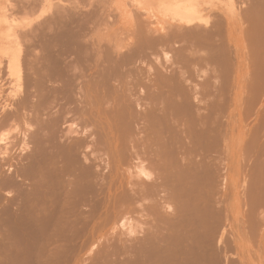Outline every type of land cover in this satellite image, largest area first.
Returning <instances> with one entry per match:
<instances>
[{"label":"bare ground","instance_id":"6f19581e","mask_svg":"<svg viewBox=\"0 0 264 264\" xmlns=\"http://www.w3.org/2000/svg\"><path fill=\"white\" fill-rule=\"evenodd\" d=\"M46 1V0H45ZM136 1V0H135ZM134 0H133V2H135ZM151 1H153V0H151ZM150 1V3H152ZM210 1V0H209ZM221 0H219V2H220ZM223 1V3H224V0H222ZM237 1V0H236ZM236 1H235V3H236ZM245 2V0H242V4ZM250 1V0H249ZM248 0H247V3L246 4H248V2H249ZM256 1V0H255ZM254 0L252 1H250L252 4H248V5H250L251 7H252V5H253V3L255 2ZM44 2V1H43ZM39 3L38 5L39 6H41L42 8H43V4L44 3ZM116 2V1H115ZM136 2H138V0L136 1ZM139 2H140V0H139ZM138 2V3H139ZM144 2V1H143ZM202 2H205V1H202ZM212 2V1H211ZM210 2V3H211ZM217 2L218 1H215V2H213V3H216L217 4ZM218 2V3H219ZM240 2V1H239ZM258 2H260V1H256L255 2V6L253 5V10H252V8L250 7V9H249V7H247L245 4H244V6H243V8H245V6L247 7V9L245 10V9H243V11H241L242 12V14H243V12L244 13H246V11L248 12V10H250L249 12H254V13H251V15L250 14H248V15H250L249 17H248V15H242V17L244 18V19H246V17H248V20H246V21H248L249 22V19L251 18V16H252V14H253V16L254 15H256L257 16V12H258V16L260 15L259 13H261V12H263V11H261L260 12V8H258V7H261V10H264L263 9V7H264V4L262 5V6H258V5H261L263 2H262V0H261V2L262 3H258ZM16 3V2H15ZM19 3V2H18ZM27 2H25V4H26ZM32 3V2H31ZM31 3L29 2V5L31 6ZM46 3V2H45ZM49 3V2H48ZM52 3V2H51ZM137 3V4H138ZM141 3V2H140ZM196 3V4H195ZM194 4L195 5H193V3L191 2V0H162V2L161 3H158L159 5H160V9H161V11L163 12V16H168V18L169 17H171L170 18V20L172 21V22H175V23H177V25L175 26L174 25V23H173V25H174V27L177 29V31L178 30H180L181 28H185L186 29V37L188 36L189 38H186L185 37V35H184V30L183 29H181L180 31L183 33V35H182V33H180V31H178V33L180 34V35H178L177 36V32L175 33L174 31H173V26H172V24H171V26L170 25H168V24H166L167 25V29H169V31L170 30H172L173 31V33H172V31H168L167 29H166V27H164L163 25H162V23H161V21L158 19V18H156V16L154 15V14H152V13H149L148 15H149V17L152 19L151 21H150V23L148 24H145L146 22H143V24H145L146 26H144L143 24H142V22H141V25L139 26V30H138V24H136L135 23V20H133V23H135L136 24V30H137V32H135L134 34H132V33H130V32H134L135 30H133V28L135 29V24H130V23H128V19H130L131 17H129L128 19H127V17L125 18V20H127L126 22L128 23V24H130V26H129V28L130 29H126V28H124V29H126L127 31L128 30H131L130 32H129V34H132V35H129V36H133V38L135 37V35L137 34V40H136V38H134L135 39V41H137L136 43H135V45H134V40L133 39H131V38H129V39H131V40H133V41H131V42H129V39L127 40L128 42V44L126 43V44H124L123 43V45H125V46H127V45H130V47H132L131 46V43L133 42V46H135V49L133 48H128L129 49V51L132 49L133 50V52H134V50H135V52L136 51H138V50H140L144 45L146 46V49H148V48H152V46H153V44H154V47H157L156 49H159L160 47H158L159 45H161V43H162V45H163V42H165L167 45H168V43H167V41L169 42V44H170V40H171V38H173V39H178L180 36H181V38H179V41H182L184 38L183 37H185V40L187 39V40H189L190 41V43L189 44H187L188 42L186 41V44H184L183 42H181V44L180 45H182V43L184 44V45H186V46H189L188 48H190V46H191V51L188 49V48H186L185 47V49L187 50L188 49V53L185 51V49L183 48L182 49V51L184 50V52L185 53H187V54H189L188 56L190 57V58H187V56H186V61H188L187 63L185 62V64H187L186 65V69H189L188 70V72H187V74L186 73H184L185 71H187V70H185V71H183L182 70V72H183V74L181 73V75H180V73H179V76H180V78H181V80H185V81H187V79L189 78L191 81L193 80H197V81H195V83H197L195 86L193 85V91L196 89V88H198L199 87V89H196L195 91H194V93H193V95L195 96V98H194V96H192L191 95V99H192V97L194 98V99H196V101L194 100L193 101V99H192V101H191V103H189L190 105H191V107L190 106H188V109H187V111L188 112H179V116H178V119H173V117L175 116V117H177L176 115H174V111H177V110H175V108L177 107L175 104H173V103H175V102H178V104H180V103H182V105L183 106H185V103H188V102H190V98H189V96H190V94H188V95H186V94H184L183 92L184 91H181V90H178V93H176V90L174 89V87L176 88L177 87V85H175L173 82L171 83V81H173L172 79H170V76H169V78L168 79H170V82H169V80H168V83H171L170 85H168V83L167 82H165V81H163V82H165V83H162V82H160V86L158 85V87H159V95H161L160 97H159V95L157 96V92L158 91H156V95H155V97L158 99V101H157V103H160L159 101H162V104H163V102H167V104L169 105V103H171V102H173L172 104L173 105H175V106H172L171 107V104L167 107V108H169V107H171V109L174 107V109H173V113H171V111H170V113H168L169 112V110H171L170 108H169V110H168V112H166V114H165V110H167V109H164L163 108V105L162 106H159L161 109L160 110H162V111H164V113H162L160 110H157L156 111V109L154 110L153 109V111H155V112H158L157 114L159 115L158 116V118H156V117H152V115L155 113H153L152 115H151V117L153 118L152 120L151 119H149V118H151V117H149V115H148V117H147V120L144 118V120H146L147 122V124L145 123V124H143L141 121V123L139 122L137 125H142V128H144L145 126H147L148 124H149V127L147 126V128H149V131H150V129H152L150 132H153L151 135H153L152 136V138L154 139V140H152V141H154L153 142V144H152V146H153V148L150 146L149 148H152V153H151V151H149V152H146L147 151V148H146V146L144 145V142L142 143V145H144V148L146 149V151H145V154H146V156L148 155L147 153H149V155H150V158L152 157L153 158V160L152 159H150L148 162H147V165H148V163L150 162V169H153V171H155V174H154V176H153V173H152V171H150V170H148L145 166H141V165H139L138 167V169H139V171H137V172H139V173H137L136 171V173L134 174V175H132V176H134L136 179L138 178V180H136L134 177H132V178H134V179H132L133 180V182L132 181H130L129 182V184H131L132 183V185H130V187H129V191H128V195H126V197H127V200H128V202H129V208H130V211L132 212V213H134V212H136L137 213V211L139 210L140 212H141V215H143L142 217H144L145 216V218H144V220H142V223H143V221H145L144 222V224L145 223H147V227L146 226H144V228H146V229H143L144 231H142V233H143V235L141 234V237H140V235H138V233L140 232V230H142V223L141 224H136V223H134L135 225H131V227H130V230H129V235L131 236L130 237V239H129V243L127 242V244H129V246H130V248L128 249L129 250V252L131 253L130 254V260H131V262L130 263H139V264H165V261L167 262V260H168V262H170L169 260L171 259V262L174 260V261H176L175 263L173 262V264H192V263H194V264H197V260H199V258H200V260H201V262H200V260H199V263H208V264H210V263H218L219 264V261H217V259L216 260H214L215 258H217V256H219V255H217V252H218V254H220V252L217 250V248H216V246H215V248H216V250H215V248H214V246H212V243L214 242V236H216V234H217V232L220 230L219 229V227L220 226H222L223 225V227H221V228H223V230H225V226H224V223H222L221 224V222H222V214L220 213V208H219V206L217 205V208H216V210L214 211V212H210L209 210H211L210 208H211V204H209V201H210V199L211 200H213V198H215V197H217V195H218V192H219V189H221V188H219L220 187V181H221V178H222V181L221 182H224V183H222V184H224V190L226 191V190H229L230 191V187H229V183L232 181V170H233V167H232V163H231V160L228 162V164L226 165V167H227V169H224L226 172V175L224 176V172L223 173H221V168L223 167L222 165H220V162H221V158H219V157H217L218 156V154H217V156H215V155H211L212 153V148H214V150H215V146H218L219 144H218V142L219 141H221V143H223V147H224V149H225V151H228L230 148H231V144H230V142H231V140H232V137H234V135H233V131L231 132L229 129H227L228 127H229V125H228V127L225 129L224 128V133L222 132V130H221V132L218 130L219 128H218V124H217V122H216V120L217 119H219V118H214V117H217L218 115H219V113L218 114H216V116H215V114L214 113H217L216 111L218 110L217 109V107H219V106H225V105H228V106H230V104H231V101H230V103H226L227 101L229 102V100H230V97H229V95H230V91H229V95H227V98L225 99V100H227L228 99V97H229V99L225 102V100H223V97H222V95L224 94V90H225V93L226 92H228V90H230V89H228L227 87H229L231 84H229V83H231L230 81L232 80V77H231V79H230V81H228L227 79H229L230 78V75H231V73L230 72H232V70L234 69L235 70V68H231L233 65H235V61L234 60H237V57H238V55H236L235 56V59H234V56H233V54H234V52H237L238 50H236V51H234L233 49H234V47L236 46V44L234 45V42H233V45L231 44L232 43V41H231V47L232 46H234V47H232L233 49V52H232V50H230V48H229V50H230V52L231 53H233L232 54V57H231V55H229L227 52H229V50H228V44H229V42L227 41V39L229 38H225L224 37V35H226V34H224V32H223V30H224V26L222 27V25H220L219 27L218 26H216L215 27V25H213V23L214 22H216L215 21V19L217 18L218 19V14H219V11L217 12V14L216 13H214L215 14V16H217V17H215L214 15H212L211 14V16H210V14H209V16L210 17H212L213 19H214V17H215V19H214V22H211L210 23V21L212 20H210L209 19V16L205 19V18H203L202 16H200V14H201V9L199 10V9H197V2H195ZM198 3H200V1L198 2ZM209 3V4H210ZM222 3V2H221ZM238 3V2H237ZM17 4V3H16ZM16 4H15V6H16ZM35 4L36 3H33V6H31V7H29L31 10H33L32 9V7L34 8V10L36 11L37 9H39V8H41V7H39V6H35ZM90 4H92V3H90ZM89 4V5H90ZM132 4H134V3H132ZM143 4V3H142ZM142 4H141V6H142ZM155 4H157L156 2H155ZM157 4V5H158ZM206 4V3H205ZM208 4V3H207ZM206 4V6H209V4L207 5ZM216 4H215V6H216ZM256 4H258V5H256ZM11 5V4H10ZM14 4H12V6H13ZM95 5V4H94ZM93 5V6H94ZM145 5V4H144ZM148 5V4H147ZM151 5H153V3L151 4ZM151 5H149V6H151ZM199 5V4H198ZM218 5V4H217ZM28 6V5H27ZM134 6V5H133ZM205 6V5H204ZM211 6H212V4H211ZM214 6V4H213V7H215ZM222 6V5H221ZM236 6H239L240 7V5L239 4H237ZM235 6V7H236ZM258 6V7H257ZM19 7V6H18ZM18 7H16V8H18ZM49 7H51V4H50V6ZM63 7H64V4H63ZM66 7V6H65ZM68 7V6H67ZM91 7V6H90ZM135 7H137L136 6V4H135ZM144 7V6H143ZM152 7V6H151ZM157 7V6H156ZM159 7V6H158ZM200 7V6H199ZM202 7H203V3H202ZM210 7V6H209ZM209 7H207V9L209 8ZM213 7H210V9H212ZM223 7V6H222ZM242 7V6H241ZM14 8V7H13ZM15 8V9H16ZM20 8H22V10H23V8H25V6H21ZM18 9V10H21V9ZM29 8H25V9H29ZM41 8V9H42ZM76 8V7H75ZM74 8V9H75ZM94 9L96 8V5H95V7H93ZM92 8V10H94ZM100 8V7H99ZM139 8H141L140 7V4H139ZM150 8V7H149ZM149 8H148V10H147V8H145L144 10L148 13V11H149ZM153 8V7H152ZM215 8H217V7H215ZM220 8V6L218 7V9ZM256 8V9H255ZM257 8H258V10H257ZM4 9H5V7H4ZM3 9V10H4ZM11 9V8H10ZM10 9H8V10H10ZM25 9H24V11H25ZM26 10L25 12H24V14L26 13V14H28V13H32L33 11H31V10ZM41 9H39V11L41 10ZM48 9L49 8H45L44 7V9H43V14L46 12V11H48ZM51 9V8H50ZM61 10H62V8H60ZM64 9V8H63ZM66 9V8H65ZM68 9V8H67ZM67 9L66 10H64V12H63V10H62V12L64 13V14H66L67 15V13H65L66 11H67ZM124 9V8H123ZM143 9V8H142ZM155 9V8H154ZM196 9H197V11H200V13L199 12H196ZM218 9H216V10H218ZM256 11H255V10ZM3 10H1V11H3ZM53 10V9H52ZM51 10V13L53 12ZM72 10V9H71ZM71 10L70 11H67V12H71ZM88 10V9H87ZM90 11L87 13L86 11H85V13H84V15H87L88 16V14L89 13H91V8L89 9ZM102 10V9H101ZM100 10V11H101ZM131 10V9H130ZM141 10V9H140ZM202 10H204V9H202ZM216 10H215V12H216ZM220 10V9H219ZM224 10V9H223ZM222 10V11H223ZM227 10V9H226ZM237 10H238V8H237ZM240 10V9H239ZM242 10V9H241ZM1 11H0V13H1ZM5 11H6V9H5ZM12 11V10H11ZM15 12H17L16 10H14ZM57 11V10H56ZM75 11V10H74ZM74 11H72L73 13H74ZM94 11H96V12H98L97 11V9L96 10H94ZM94 11H93V13H94ZM118 11V10H117ZM123 11V10H122ZM132 11V10H131ZM205 11H206V7H205ZM211 11V10H210ZM10 12V11H9ZM14 12V16H18V12L19 13H21L20 11H18L17 13H15ZM49 12V11H48ZM71 12V14H73ZM95 12V13H96ZM108 12H110V11H108ZM108 12L106 13V14H108ZM113 12V11H112ZM112 12L111 13H109V14H112ZM119 12H121V11H119ZM124 12V11H123ZM134 12V11H133ZM157 12V11H156ZM160 12V11H159ZM224 13L225 12H227V11H223ZM240 13V11H237V13ZM5 13V12H4ZM12 13V12H11ZM10 13V14H11ZM54 13H55V11H54ZM53 13V14H54ZM75 13H77V10L75 11ZM81 13V12H80ZM101 13H103L102 11H101ZM132 13V12H131ZM161 13V12H160ZM197 13H199V14H197ZM228 14L227 15H229V12H227ZM264 13V12H263ZM2 14H3V12H2ZM1 14V15H2ZM9 13H7V15L6 14H3V15H6L7 17L5 18V17H3V18H5L6 19V21L8 20L7 18H9V16H12L13 17V15H10ZM13 14V13H12ZM17 14V15H16ZM49 14H50V12H49ZM64 14H63V18H65V24L67 23H69V22H67V20H66V17L64 16ZM69 14V13H68ZM70 14V15H71ZM105 14V15H106ZM115 14V13H114ZM121 14V13H120ZM123 14V13H122ZM140 14V13H139ZM151 14V15H150ZM159 14V13H158ZM221 14H222V12H221ZM0 15V16H1ZM2 15V16H3ZM9 15V16H8ZM28 15H30V14H28ZM28 15H26L27 17H29ZM40 15H41V12H40V14L38 15L39 16V18H40ZM52 14H50V18L53 16H51ZM56 15V16H55ZM55 15H54V17H52L51 19H57L58 18V21H60L61 22V20H59L60 18L57 16V13H55ZM84 15H83V17H84ZM91 15V14H90ZM93 15H95V14H93ZM92 15V16H93ZM97 15V14H96ZM95 15V16H96ZM102 15V14H101ZM104 15V16H105ZM113 15V14H112ZM126 15V14H125ZM130 15V14H129ZM160 15V14H159ZM237 15H240V14H237ZM21 16V15H20ZM32 16V15H31ZM30 16V17H31ZM43 16V15H42ZM45 16H46V14H45ZM69 16V15H68ZM74 16V15H73ZM73 16H71V17H73ZM92 16H88L89 18H87L86 16V18H87V21H90L91 19V17ZM94 16V17H95ZM103 16V15H102ZM102 16H101V18H102ZM106 16H108V15H106ZM120 16V15H119ZM128 16V15H127ZM223 16V15H222ZM235 16V15H234ZM245 16V17H244ZM261 25H262V23H263V26H264V20L262 21V19L264 18V14L262 15L261 14ZM15 17V18H16ZM29 17V18H30ZM44 17V16H43ZM55 17H57V18H55ZM70 17V16H69ZM68 17V18H69ZM70 17V18H71ZM84 17V18H85ZM97 17V16H96ZM161 17V16H160ZM228 17V16H227ZM2 18V19H3ZM21 18V17H20ZM24 18V17H23ZM39 18L37 19V20H39ZM67 18V19H68ZM83 18V19H84ZM93 18V17H92ZM98 18V20L100 19V17L98 16L97 17ZM105 18V17H104ZM108 18H110V16L108 17ZM107 18V19H108ZM112 18V17H111ZM110 18V19H111ZM116 18H117V16H116ZM121 18H123V16L121 17ZM141 18V17H140ZM219 18H220V20L218 19H216L217 20V23H219V21L221 22V19L223 20L224 19V17L222 18L221 17V15H219ZM229 18H230V16H229ZM236 18V17H235ZM239 18H241V17H239ZM238 18V19H239ZM5 19H3V20H5ZM13 19V18H12ZM17 19H19V17L17 18ZM27 19V21H28V18H25V20ZM46 19H48L47 17H45L43 20L41 19L39 22L38 21H36V23H34L35 24V26L37 25V26H39L37 23H39V24H41V23H43L44 21H46ZM72 19V18H71ZM71 19H69V20H71ZM74 19V18H73ZM73 19H72V21H73ZM134 19V18H133ZM143 19V18H142ZM232 19H233V17H232ZM254 19H257V18H253V19H250V20H252V22L251 23H254L253 21H254ZM259 17H258V22H260L259 21ZM15 20V19H14ZM63 20V19H62ZM68 20V21H69ZM75 20V19H74ZM85 20V19H84ZM93 20V19H92ZM91 20V21H92ZM95 20V19H94ZM93 20V21H94ZM103 20H105V19H103ZM103 20H102V24H103ZM114 20V19H113ZM144 20H147V19H144ZM230 20V19H229ZM12 21V20H11ZM48 21V20H47ZM46 21V22H47ZM49 21H50V19H49ZM54 21V20H53ZM52 20H51V23L49 24V22H45L46 23V25L48 24V25H53V22ZM55 21H57V20H55ZM54 21V22H55ZM71 21V22H72ZM80 21H81V19H80ZM86 20L85 21H83L82 20V23L81 24H83L82 25V29H83V27L85 26V24H84V22H87ZM95 21H97V20H95ZM107 21V20H106ZM109 21V20H108ZM116 21V20H115ZM114 21V22H115ZM132 21V20H131ZM130 21V22H131ZM139 21H141V19L139 20ZM138 21V22H139ZM149 21V20H148ZM226 20L224 19V22H225ZM228 21V20H227ZM233 21V20H232ZM240 21H241V19H240ZM256 21V20H255ZM1 22V21H0ZM9 21H7V23H8ZM14 22V21H13ZM23 22V21H22ZM63 22V21H62ZM98 22V21H97ZM96 22V23H97ZM125 22V26H126V23ZM136 22H137V20H136ZM200 22H201V24H203V25H201L200 24ZM224 22L222 21V23H223V25H224ZM257 22V23H258ZM7 23H6V25H7ZM16 22H14V24H15ZM21 23V22H20ZM33 23V19H32V21H30L29 23H28V25H30V24H32ZM44 23V24H45ZM64 23V22H63ZM89 22H87L86 24H88ZM95 23V22H94ZM94 23H92L93 25H94V27H95V24ZM100 23V22H99ZM107 23V22H106ZM110 23H113V21H111ZM210 23V27H209V31H208V29L207 28H205L208 24ZM225 23H227V22H225ZM234 23V22H233ZM236 23V22H235ZM241 23V22H240ZM239 23V24H240ZM251 23H249V25L251 24ZM256 23V22H255ZM3 23H1V25H2ZM11 24V23H10ZM34 24L32 25V27L34 26ZM43 24V26H44V28L46 27V25H44ZM55 25H57L58 24V22H57V24H56V22L54 23ZM62 24V23H61ZM72 24H74V22L72 23ZM81 24H80V26H81ZM91 24V23H90ZM114 24V23H113ZM112 24V25H113ZM128 24H127V27H128ZM139 24H140V22H139ZM216 24V23H215ZM221 24V23H220ZM229 24H232V22H229ZM259 24V26H261ZM13 25V24H12ZM18 25V24H17ZM23 25V24H22ZM26 25V24H25ZM47 25V26H48ZM51 25V26H52ZM60 25V23L58 24V26ZM64 24H62V25H60L59 27H61V26H63ZM76 25V24H75ZM78 25V24H77ZM99 25V24H98ZM111 25V24H110ZM111 25V26H112ZM133 25V26H132ZM218 25V24H217ZM227 25V24H226ZM233 25V24H232ZM232 25H229L228 27H230L231 28V26ZM254 25H256V24H251V27H250V29L248 28L246 31H247V33L248 32H251V30L254 28V27H256V28H258V29H256V33L255 32H253V33H255V34H253V35H251L252 34V32H251V38L252 39H254V38H256V37H254L256 34L257 35H259V33L260 32H258V31H261V29H263L262 27H260V30H259V26H254ZM5 26V25H4ZM9 26V25H8ZM14 26V25H13ZM20 26H21V24H20ZM27 26V25H26ZM31 27L32 28V30L33 29H35L36 27ZM41 26V25H40ZM48 26L49 27V29H47L46 31H48V30H51L52 28L55 30V27L56 26ZM89 26V25H88ZM132 26V27H131ZM148 26H149V29L147 30V28H148ZM168 26L170 27V28H168ZM203 26H204V28L206 29H204L203 28ZM214 26V27H213ZM254 26V27H253ZM6 27V26H5ZM12 27V26H11ZM10 27V28H11ZM15 27V26H14ZM17 27V26H16ZM22 27V26H21ZM30 26H28V28H29ZM47 27V28H48ZM51 27V28H50ZM69 27V26H68ZM67 27V28H68ZM71 27V29H72V31H75V29L77 28V26H76V28H74L73 27V25L72 26H70ZM79 27V26H78ZM103 27V26H102ZM105 27H106V24H105ZM109 26L107 25V28H108ZM122 27V26H121ZM146 27V28H145ZM172 27V28H171ZM179 29H178V28ZM200 27L202 28L201 30L202 31H200ZM225 27H227V26H225ZM4 28V27H3ZM18 28V27H17ZM65 28H66V26H65ZM86 28V27H85ZM98 28V27H97ZM99 28H100V26H99ZM142 28H145L146 30H142ZM210 28H215V32H216V30L218 31V30H220V31H218L220 34H223L222 36L224 37L223 39L225 40L226 39V41L228 42V44L227 45H225V47H224V45H223V43L225 42H222L221 41V39H220V37H219V39H218V37H217V35H216V33L213 31V30H211ZM2 29V28H1ZM0 29V30H1ZM13 29V28H12ZM11 29V30H12ZM20 29V28H19ZM30 29V28H29ZM38 29V28H37ZM37 29H35V31L33 32V31H29L28 29H26V31H29L28 32V34H27V32L24 30V32L27 34V35H25V34H23V33H21L20 32V34H22L23 36H27V38L29 39H31V36L32 37H34V39L32 40V41H30L29 42V40L27 39V41L26 42H28V43H26L27 44V46H29V49H28V51L29 50H31L32 48L30 47V45L32 44V42H33V45L34 44H36L35 42V40H37V38H39L38 40L40 41V39L43 37V33H42V36H41V38L40 37H38V36H40V33L38 34V36H37V34L35 33V32H37ZM56 29H58V27L56 28ZM61 29V28H60ZM60 29H58L57 31H54V30H51V31H53V33L52 32H50V31H48V32H45L46 34L48 33V34H50V33H52L53 35L56 33V32H58V31H60L59 32V34L61 33V31H62V29H64V28H62L61 30ZM79 29V31L80 30H82L81 29V27H79L78 28ZM87 29L89 30V29H92V28H89V27H87ZM94 29V28H93ZM92 29V30H93ZM104 28H102L101 30L100 29H98L97 31H98V34L97 35H99L100 33V31H102ZM110 29V28H109ZM123 29V30H124ZM196 29H198L197 30V32L195 31ZM232 29H233V26H232ZM241 29H243V28H241ZM241 29L239 30V29H237V30H239V31H241ZM9 30V29H8ZM15 30H16V28H15ZM14 30V31H15ZM18 30V29H17ZM21 30H23V28L22 29H20V31ZM66 30V29H65ZM64 30V31H65ZM86 30V29H85ZM88 30H86L85 31V33L87 32V37H88V32H89V34H90V32H93L92 30L91 31H88ZM122 30V29H121ZM120 30V32H123V30L121 31ZM142 30V31H141ZM165 30V31H164ZM191 30H193V31H191ZM227 30L228 29H226V33H227ZM254 30V29H253ZM252 30V31H253ZM264 30V29H263ZM262 30V31H263ZM41 31H43V29H42V26H41V29H40V32ZM44 31H45V29H44ZM63 31V32H64ZM68 31H70L69 29H68ZM71 31V32H72ZM96 31V32H97ZM126 31V32H127ZM169 32L170 34H174V36L173 37H169V36H172V35H170L169 34V36L168 35H164L163 33H166V32ZM194 31H195V33H194ZM198 31H200V32H198ZM211 31H213V32H211ZM231 31V30H230ZM233 31V30H232ZM231 31V32H232ZM234 31H235V29H234ZM233 31V32H234ZM255 31V30H254ZM7 32V31H6ZM33 32V33H32ZM55 32V33H54ZM62 32V33H63ZM77 32H78V30H77ZM77 32H75L76 33V35H77ZM81 32V31H80ZM78 32V34H80V36H82V37H78V35L76 36V38L77 39H75L74 40V38L75 37H73L72 38V40H74V42L76 43H78L79 44V42H80V47H79V50H80V48H82L83 49V47H84V49H86V45H87V47H89L88 49H87V51H85L84 53H87L88 51H90V52H92V50L94 49L97 53L98 52H100L99 50L100 49H102V48H100V46L102 45L103 46V42L101 41L100 43H102V44H100L99 43V45H97L98 44V41L99 40H102L103 38V36L100 34L99 35V37H98V39L96 38V40L95 41H97V42H95V41H93V43H91L92 42V40H94L95 39V37L94 36H91L90 37V44H92L93 45V47H90V45L88 46V43H86V40H85V38H84V35H83V33L81 32ZM116 32H118V31H116ZM167 32V33H168ZM191 32H193L194 34H196V35H194V37L190 34ZM229 33L230 35L231 34H234V33ZM236 32V31H235ZM238 32V31H237ZM19 33V32H18ZM44 33V37H46V34ZM70 33V32H69ZM68 33V34H69ZM74 32H73V36H74V34H75ZM119 33V32H118ZM155 33V34H154ZM158 33V34H157ZM188 33H189V35H188ZM14 34V33H13ZM30 34V35H29ZM32 34V35H31ZM33 34H35V35H33ZM57 34V33H56ZM59 34H58V36H59ZM68 34H66V35H68ZM96 34V33H95ZM117 33H115V35H116ZM121 34V33H120ZM119 34V36H121ZM228 34V33H227ZM228 34V35H229ZM241 34H242V31H241ZM249 34V33H248ZM2 35V34H1ZM7 34H5V36H6ZM10 35V34H9ZM51 35V34H50ZM50 35H49V37H47V38H45V39H48L49 40V38H50ZM91 35H93V34H91ZM114 35V36H115ZM123 35H124V32H123ZM155 35V36H154ZM229 35V36H230ZM238 35V34H237ZM236 35V36H237ZM4 36V37H5ZM10 36H12V35H10ZM9 36V37H10ZM15 36V34L12 36V37H14ZM22 36V37H23ZM30 36V37H29ZM37 36V38H35ZM55 36V35H54ZM54 36H53V38H54ZM65 36V35H64ZM70 36V35H69ZM90 36V35H89ZM118 36V37H119ZM127 36V37H126ZM124 35V37L122 36V37H120V38H118V40H116V42H118L117 43V45L119 44L120 45V43L119 42H121L122 41V38H123V40L125 41V37L126 38H128V34L127 35ZM175 36H177L178 38H176ZM190 36H191V38H190ZM218 36H221V35H218ZM232 36V35H231ZM2 37H3V35H2ZM17 37V36H16ZM15 37V38H16ZM19 37V36H18ZM21 37V38H22ZM52 37V36H51ZM97 37V36H96ZM102 38V39H99V38ZM113 37V36H112ZM175 37V38H174ZM193 37V38H192ZM234 37H235V35H234ZM239 36H237V38H238ZM242 37V36H241ZM254 37V38H253ZM1 38V37H0ZM7 38H8V36H7ZM20 38V39H21ZM53 38H52V41H54L53 40ZM57 38V37H56ZM56 38H54L55 39V41L57 42V40H56ZM79 38H81V39H79ZM170 40H169V39ZM183 38V39H182ZM232 38V37H231ZM240 38V37H239ZM13 39V38H12ZM18 39V38H17ZM23 40L25 39V38H22ZM25 39V40H26ZM58 39V38H57ZM59 39H60V36H59ZM62 39H64V37L62 38ZM83 39H84V41H83ZM114 39H115V37H114ZM166 39H168L167 41H165ZM172 39V42H171V44L172 43H175L174 42V40ZM182 39V40H181ZM192 39V40H191ZM222 39V40H223ZM235 39V38H234ZM241 39V38H240ZM1 40V39H0ZM2 40H3V38H2ZM1 40V41H2ZM6 40V39H5ZM11 40V39H10ZM23 40H22V42H19V43H23ZM37 40V41H38ZM44 40V39H43ZM48 40L46 41V42H48ZM79 42H78V41ZM87 40H88V38H87ZM89 40H88V42H89ZM104 40V39H103ZM107 40H108V38H107ZM111 40L112 39H110L109 38V41L111 42ZM185 40H183L184 42H185ZM230 40V39H229ZM236 40V39H235ZM239 40V39H238ZM237 40V41H238ZM15 41H16V39H15ZM21 41V40H20ZM35 41V42H34ZM42 41V40H41ZM52 41H50V43L48 42L47 44H50L51 46H52ZM54 41V42H55ZM59 41H61V39L59 40ZM65 41H66V39H65ZM63 42V44H62V46H64V44H66V42ZM69 41V40H68ZM123 41V42H124ZM178 40H176V42H179ZM253 41H255V39L254 40H251V42H253ZM11 42H12V40H11ZM46 42H44L43 41V43H45L44 45H45V47L47 46L46 45ZM105 42H107V41H105ZM109 42V43H110ZM152 42V43H151ZM155 42H157V45H156V43ZM158 42H159V44H158ZM227 42H225L224 44H226ZM5 43H6V41H5ZM16 43V42H15ZM18 43V42H17ZM18 43V45H20ZM25 43V42H24ZM23 43V45H26V44H24ZM42 43V44H43ZM74 43V44H75ZM86 43V44H85ZM138 43H140V44H138ZM164 43V45L166 46V44ZM254 43V42H253ZM30 44V45H29ZM41 44V43H40ZM72 44V43H71ZM78 44H77V46H78ZM106 43H104V45H105ZM113 44H115V42L113 43ZM136 44H138L139 46H141V47H139V46H136ZM144 44V45H143ZM149 44V45H148ZM152 44V45H151ZM191 44V45H190ZM252 44V43H251ZM250 44V46L251 47H249V50H251L250 48H252V52H253V45H251ZM9 45V44H8ZM10 45H11V43H10ZM32 45V46H33ZM38 46H39V44H37ZM37 45H35V46H33V47H36ZM55 45H58V47H59V45H60V43L59 44H57V43H55ZM109 45V46H108ZM107 46V51H109L108 49L110 48V45H111V43L110 44H108ZM117 45H114V46H117ZM151 45V46H150ZM156 45V46H155ZM184 45H182L181 47H178V49L181 51V48L184 46ZM12 46V45H11ZM17 46V45H16ZM26 46V47H27ZM72 46V45H71ZM76 46V45H75ZM76 46V47H77ZM121 46V48L118 46L117 47V49L116 50H121L122 48H124L125 46H123L122 47V44L120 45ZM147 46H148V48H147ZM165 46H163V48L165 47ZM256 46V45H255ZM15 47V46H14ZM21 47H22V44H21ZM24 48L26 51H27V48ZM41 47H42V45H41ZM52 47H54V46H52ZM58 47H55L56 49H58ZM76 47H75V50H76ZM104 48L106 47V45L105 46H103ZM111 47H113V45H111ZM127 47H129V46H127ZM136 47L138 48V49H136ZM154 47H153V49H154ZM167 47V46H166ZM170 47H171V45H170ZM38 48V47H37ZM49 50L51 49V48H49V45H48V47H47ZM46 48V49H47ZM54 48V49H55ZM92 50H91V49ZM100 48V49H99ZM126 48V47H125ZM150 48V49H151ZM172 48H174V46L172 47ZM240 48H243V47H241L240 46ZM255 48V47H254ZM3 49V48H2ZM10 46H9V48H7V49H3L4 51H6V52H4L3 50V52L2 53H4V57L6 58H4L6 61H5V66H6V68H5V66L3 67V69L5 68V69H7V74H8V76L10 77V81H8L9 83L8 84H10L9 85V88H10V86H11V89H15V93L17 92H20L21 91V87L23 86V81H22V70L23 71H25L24 69H26L28 66H27V64H31L32 62H33V58H31L32 60V62L31 61H29V60H26L27 58H28V55H29V53L27 54V58H25L26 56H25V54L27 53H25V50L23 51L25 54H23L25 57L23 58V60H26V61H29L25 66H27L26 68H23L22 70H21V52L19 53V51H21L22 50V48H20L21 50H19V48L17 49V50H19V51H17V50H12V49H10ZM47 49V50H48ZM59 49H61V48H59ZM65 49V48H64ZM111 49V48H110ZM114 49V48H113ZM145 48L143 49V50H146ZM177 49V48H176ZM175 49V50H176ZM227 49V50H226ZM236 49V48H235ZM237 49H239V48H237ZM244 49V48H243ZM36 50V49H35ZM40 50V49H39ZM42 50H43V47H42ZM46 50V51H47ZM51 50H53V48L51 49ZM93 50V52L95 53V51ZM116 50H114V52L116 51ZM126 50V49H125ZM132 50L130 51L131 53H129V52H127V51H125V54H127V55H125V57H124V60L123 59H120L121 57L123 58V54H122V56L121 57H118V56H120L121 54L119 53V55L117 56L119 59L117 60L118 61V64H117V66H116V68L114 69V70H116L117 72H119L118 71V69L120 70L121 68L120 67H122V66H125V65H127L126 64V62H127V60L129 61L130 60V58L132 57L133 59H134V56L132 55V54H135V56L137 55V54H140V52L139 53H133L132 52ZM142 50V49H141ZM140 50V51H141ZM162 49H160V50H158L157 52L159 53V51H161ZM164 50V49H163ZM162 50V51H163ZM0 51H1V49H0ZM56 51V50H55ZM54 51V52H55ZM80 51H82V50H80ZM102 52H104L103 50H101ZM152 51V50H151ZM181 51V52H182ZM30 52V51H29ZM36 52V51H35ZM41 52H44V51H41ZM41 52L39 53V55L41 54ZM49 53H50V51H48ZM53 52V53H54ZM65 52V51H64ZM101 52V53H102ZM127 52V53H126ZM179 52V51H178ZM180 52V53H181ZM191 52V53H190ZM241 52H242V54H243V52H245V51H242L241 50ZM264 52V51H263ZM52 53V54H53ZM81 53V52H80ZM89 53V52H88ZM97 53H95V55H96V57H97V55H99V54H97ZM100 53V55H103V54H105V52L104 53H102L101 54ZM107 53H112L111 51L110 52H107ZM117 53H118V51H117ZM144 53H145V51H144ZM154 53H156L155 52V50H154ZM185 53H183V55L185 54ZM31 54V53H30ZM36 54H38V51L36 52ZM43 54V53H42ZM41 54V55H42ZM113 54V53H112ZM115 54H116V52H115ZM130 54L132 55L131 57H130ZM142 54V53H141ZM148 54V53H147ZM235 54H238V52L237 53H235ZM239 54H240V52H239ZM252 54H254V53H252ZM44 55V54H43ZM47 55V54H46ZM49 55V54H48ZM62 55V54H61ZM86 55V54H85ZM84 55V56H85ZM90 55H91V57H94L95 55L94 54H92V53H90ZM89 55V56H90ZM92 55H94V56H92ZM99 55V56H100ZM108 55V54H107ZM129 55V59H127V56ZM2 56H3V54H2ZM54 56H56V55H54ZM58 56V55H57ZM63 56V55H62ZM83 56V57H84ZM98 56V57H99ZM104 56V55H103ZM111 56H113V55H110L109 57H110V59H111ZM182 56V55H181ZM180 56V57H181ZM240 56V55H239ZM29 57H31V55L29 56ZM42 57H45V55L44 56H42ZM50 57V56H49ZM59 57V56H58ZM96 57H94V59L96 58ZM106 57V56H105ZM104 57V58H105ZM109 57L107 58H105V59H109ZM116 57V58H117ZM251 57H254V55H252ZM38 58H40V57H38ZM48 58V57H47ZM46 58V59H47ZM57 58V57H56ZM87 58V57H86ZM104 58H102V61L101 60H97L98 61V63H99V65L102 63V62H107V61H105V59ZM136 58V57H135ZM139 58H140V56H139ZM240 58V57H239ZM41 59V58H40ZM46 59L44 60V61H42V60H39V61H41V65L40 66H42V62L45 64L49 59L51 60V57L49 58V59H47V61H46ZM57 59H59V58H57ZM52 60V61H48V63L50 62V70H49V73L47 72V74H49L50 76H49V79H47V77L44 79L43 77H45V76H42V75H38L39 76V80H38V82H37V79H38V77H35V79L33 80V78H32V80H33V82L34 81H36L37 83H36V85H35V88H36V90L39 92L40 91V89L38 90V88H37V86L38 87H40L38 84H41V87L43 88L44 86V88H43V90L46 88H49V91H51L53 88H55L56 90H54V91H51V95H52V93L53 92H56V94H54L55 96L56 95H61V94H58V92H60V93H62L65 89L63 88L64 86H65V84H66V82H68V81H65V78L67 77V75L68 74H70L69 76H68V78L70 77V79H68V78H66V80L68 79L69 80V83L71 82V78L73 79L76 75V77L78 78V72L77 73H75V71L73 72V68L72 69H70V67H73V64H72V66H70V64L68 63L67 65L69 66V70L66 68V70H64V68H65V66L64 65H60V67H59V62H60V60L58 61V60ZM62 59V58H61ZM100 59V58H99ZM127 59V60H126ZM133 59H131V60H133ZM137 59H138V57H137ZM183 59V58H182ZM184 59V60H185ZM190 59V60H189ZM234 59V60H233ZM242 59V58H241ZM244 59V58H243ZM262 59L264 60V58L262 57ZM3 60V59H2ZM2 60H0V74H1V71H2V67H1V65L3 64V61ZM22 60V63L23 62H26V61H23ZM34 60H37V56H35V59ZM37 60V61H38ZM90 60V59H89ZM89 60H87V61H89ZM92 60V59H91ZM91 60H90V62H91ZM104 60V61H103ZM119 60H121V61H119ZM262 60V61H263ZM36 61V62H37ZM46 61V62H45ZM63 60H61V62H62ZM96 61V62H97ZM101 61V62H100ZM116 61V62H117ZM123 61V62H122ZM126 61V62H125ZM135 61H136V59H135ZM233 61H234V64H233ZM35 61L32 63V64H34L35 63V70L36 69H40V67L38 66L39 64H38V62L36 63ZM69 62V61H68ZM83 62H84V59H83ZM83 62H80L81 64L83 63ZM94 62H95V60H94ZM125 62V63H124ZM132 62H134V60L132 61ZM239 62V61H238ZM254 63H255V61H253ZM71 63V62H70ZM87 63V62H86ZM97 63V64H98ZM128 63V62H127ZM32 64L30 65V67H33L32 66ZM36 64H38L37 65V67H36ZM94 64V63H93ZM97 64H96V66H97ZM124 64V65H123ZM130 64V63H129ZM184 63H183V65H182V68H185V65ZM233 64V65H232ZM239 64V63H238ZM256 64V63H255ZM255 64H251V66L252 65H254V70L252 71L253 72V74H251V83L250 84H252V88L249 86V83H248V87H250L249 89H251V92L250 93H252V95L254 94V96H250L249 94H247V95H249L248 97H247V99H245V100H247V106L245 107V108H247V111L250 113L251 112V109H249V107H251L252 106V109H253V106H254V103H255V100L257 99V96L259 95L258 94V92H260V91H262L263 90V86H264V63L262 62V64H260V63H258L257 65H256V67H255ZM49 64H47V65H44L43 66V68L41 69V70H44V71H46V66H48ZM89 65V64H88ZM91 65V64H90ZM89 65V66H90ZM95 65V64H94ZM98 65V66H99ZM119 65H120V67H119ZM23 66H24V64H23ZM63 66H64V68H63ZM67 66V67H68ZM85 66H86V64H85ZM97 66V67H98ZM190 66V67H189ZM241 66V65H240ZM49 67V66H48ZM88 67V66H87ZM102 67V66H101ZM126 67V66H125ZM180 67H181V65H180ZM179 67V68H180ZM34 68H31L32 70H33V72H34ZM81 68H83V65H82V67ZM86 68V67H85ZM93 69L94 68H96V67H92ZM92 68H90V69H92ZM181 68V69H182ZM237 68V67H236ZM28 69L30 70V68L28 67ZM28 69H26V71L27 72H29V70ZM76 69V67L74 66V70ZM87 69V68H86ZM92 69V70H93ZM180 69V70H181ZM239 67H238V71H239ZM85 70V69H84ZM83 70V71H84ZM88 70V69H87ZM91 70V74H94V76H95V72L94 73H92L93 71ZM99 70V71H98ZM98 70H96V72H97V74H98V72L100 73V68H98ZM180 70H177V72L179 71V72H181ZM208 70H210L212 73L211 74H213V75H215L214 77H220V78H218V80H216V79H213L212 80V78H210V76H211V74L209 75L208 74ZM5 71V70H4ZM25 71V72H26ZM71 71V72H70ZM86 71V70H85ZM84 71V72H85ZM90 71V70H89ZM95 71V70H94ZM116 71L114 72V74H113V76H114V78L116 79V77H117V75L118 74H116ZM121 71V70H120ZM26 72V73H27ZM32 72V74H35L36 72H34L33 73ZM38 72H39V70H38ZM37 72V73H38ZM70 72V73H69ZM83 72V73H84ZM160 72V71H159ZM158 72V73H159ZM171 72V71H170ZM173 72V71H172ZM240 72V71H239ZM6 73V72H5ZM4 73V74H5ZM30 73V72H29ZM28 73V74H29ZM41 73V72H40ZM40 73H38V74H40ZM43 73V75L44 74H46V73H44V72H42ZM41 73V74H42ZM68 73V74H67ZM82 73V74H83ZM85 74V73H84ZM88 75H89V72L87 73ZM86 74V75H87ZM90 74V75H91ZM162 73H160V75H161ZM172 74V73H171ZM170 74V75H171ZM186 74V75H185ZM237 74H240V73H237ZM35 75H37V74H35ZM35 75H33V76H35ZM121 75H122V72H121ZM120 75V76H121ZM232 75H234L233 74V72H232ZM231 75V76H232ZM42 76V78H40ZM47 76V75H46ZM52 76H56V77H58V79L60 80V82H62L59 86H57V84L55 85L54 83H55V81H54V79L56 78V77H52ZM72 76V77H71ZM81 76V75H80ZM93 76V75H92ZM122 76H124V75H122ZM164 76H165V74H164ZM173 76V75H172ZM179 76H176V78L177 77H179ZM238 76H240V75H238ZM237 76V77H238ZM23 77H27V78H29V77H31V75L29 76V75H27L26 74V76H25V74H24V76ZM51 77V78H50ZM76 77L74 78L75 80H73L72 81V83L74 82V81H76L77 79H76ZM83 77V76H82ZM119 77V76H118ZM126 77V76H125ZM166 77H167V75H166ZM166 77H165V79H166ZM241 77V76H240ZM2 78V76L0 77V96H1V92H2V89H3V85H2V80H4V79H1ZM25 78H24V80H25ZM37 78V79H36ZM63 78V79H62ZM86 78H88L87 76H86ZM121 78H124V77H121ZM163 78V77H162ZM200 78H202V80H199ZM234 78V77H233ZM40 79H42V80H47L46 82H42V83H46V84H48V85H43L40 81H42V80H40ZM50 79H51V82L53 83V85L54 86H57V87H54V86H52L51 84V86L50 87H52V89L50 88V87H48L49 86V83H51V82H49L50 81ZM53 79V80H52ZM57 78H56V80H57V82H59V80H58ZM157 78H155V79H151V80H156ZM164 79V78H163ZM178 80H180L179 78H177ZM8 80V79H7ZM27 80V79H26ZM25 80V81H26ZM88 80V79H87ZM86 80V81H87ZM90 80V79H89ZM109 81L111 80V79H108ZM120 80V79H119ZM211 80V81H210ZM237 80H239V77H238V79ZM28 81V80H27ZM26 81V82H27ZM31 81V79L29 80V82ZM85 81V80H84ZM159 81V80H158ZM157 81V82H158ZM184 81V82H185ZM213 81H215L214 83H215V85H214V83H213ZM32 82V81H31ZM59 82V83H60ZM118 82V81H117ZM149 82H150V80H149ZM155 82V81H154ZM182 82V81H181ZM217 82V83H216ZM241 81H238V83L241 85L242 83H240ZM249 82V81H248ZM58 83V84H59ZM65 83V84H64ZM69 83H67V84H69ZM72 83H70V84H72ZM91 83V82H90ZM89 82H84V84H86V86H87V84H88V86L87 87H89V84H90ZM121 83H122V81H121ZM156 83V82H155ZM155 83H153V85L155 84ZM192 83V82H191ZM213 83V84H212ZM26 84V83H25ZM30 84H32V88L34 87L33 85V83H30ZM75 84L77 85V81L75 82ZM158 84V83H157ZM156 84V85H157ZM162 84V85H161ZM193 84V83H192ZM43 85V86H42ZM168 85V86H167ZM229 85V86H228ZM233 85H234V83H233ZM235 85H236V83H235ZM238 85V84H237ZM69 85H67V87H68ZM84 86V85H83ZM122 86V85H121ZM120 86V87H121ZM151 86V85H150ZM150 86H148V87H150ZM170 86H172V87H170ZM174 86V87H173ZM196 86H198V87H196ZM214 87V89H213V87ZM244 86V85H243ZM243 86H242V88H243ZM25 87V86H24ZM66 87V88H67ZM74 87V90H75V85H74V83L72 84V86L70 85L69 86V88H71V90H73L72 88ZM116 87V86H115ZM119 86H117V88H118ZM119 87V90L121 89ZM153 87V86H152ZM195 87V88H194ZM248 87H247V89H248ZM259 87H261L262 88V90H260V89H258ZM62 88V89H61ZM117 88H115V89H117ZM210 88H211V90H213V92H214V90H216V94L215 93H211L212 91H210V92H207L206 93V95L208 94V93H210L211 94V96L213 95V94H215V101L213 100H211L212 102H214V103H212V102H209L208 103V101H210V100H208V101H204L203 102V99H202V97H204V99H206V97L209 99H211V97L209 96L210 94H208V96H202V93L203 94H205V92L206 91H208V89L210 90ZM229 88H231V87H229ZM45 89V90H46ZM57 89H61L62 90V92H61V90H58L57 91ZM86 89V88H85ZM84 89V90H85ZM153 89V88H152ZM151 89V90H152ZM157 89V88H156ZM176 89H179L178 87L176 88ZM186 89V88H185ZM247 90L248 92L250 91V90ZM252 89H253V91H252ZM258 89V90H257ZM25 90V89H24ZM34 90V89H33ZM48 90V89H47ZM81 90V89H80ZM110 90H111V88H110ZM147 90V89H146ZM148 90H150L149 88H148ZM187 90V89H186ZM192 90H190V91H192ZM227 90V91H226ZM255 90L257 91V94H256V92H255ZM4 91V90H3ZM23 91V90H22ZM35 91V90H34ZM49 91H46L47 92V94L46 95H44L43 93L41 94V92H42V90L38 93V94H41L42 96L44 95V96H47L48 95V93H49ZM83 90H81V92H82ZM87 91V90H86ZM86 91H85V94H86ZM89 91H90V88H89ZM201 91H202V93H201ZM236 91H238V90H236ZM240 91V90H239ZM9 92H10V89H9ZM12 93H13V91H11ZM10 92V93H11ZM24 92V91H23ZM22 92V93H23ZM65 92V91H64ZM80 92V93H81ZM153 92V91H152ZM231 92H233L232 90H231ZM11 93V94H12ZM21 93V92H20ZM115 93H117V92H115ZM148 93L149 92H146L144 95H148ZM154 93V92H153ZM234 93H235V91H234ZM233 93V94H234ZM239 93V94H238ZM246 93V92H245ZM9 94V93H8ZM26 94V93H25ZM36 94H37V92H36ZM50 94V93H49ZM63 94V93H62ZM89 94V93H88ZM200 96H199V95ZM228 94V93H227ZM232 94V95H233ZM236 94H238V95H241L242 94V90H241V94H240V92H236ZM72 95V94H71ZM84 95V94H83ZM83 95H81L80 97L82 98L83 97ZM123 95H125L126 97H127V94L125 93V94H122L120 97H118V98H116V99H119V100H116V101H118L119 103H121L120 104V106H119V109H118V111H117V113H116V119H117V121H118V128H119V130L121 129L122 131H120V133L122 132V133H126V135H124L125 137H128V130H130V129H133L135 126H136V121H139V120H136V118L138 119V118H140L141 116H142V114H141V116L140 117H137L136 116V118L132 115L133 113H132V110H133V108H132V110L131 109H128L129 107H130V103H132L133 101H135V100H129V102H127L126 103V97L124 96L123 97ZM257 95V96H256ZM8 96V95H7ZM12 96V95H11ZM22 96V95H21ZM39 96V95H38ZM55 96H54V98H55ZM69 96V95H68ZM74 96V95H73ZM73 96H71V97H73ZM85 96V95H84ZM150 97H149V99L146 97V100H145V102H147L148 101V103L149 102H152V100H153V102H155L157 99H155L154 100V98L152 99V97H151V95H149ZM214 96V95H213ZM224 96V95H223ZM235 96V95H234ZM237 96V95H236ZM15 97H17L16 95L14 96L13 95V98H15ZM50 97V96H49ZM48 97V98H49ZM60 97V96H59ZM62 97V96H61ZM90 97V96H89ZM128 97H131V95L130 96H128ZM144 97V96H143ZM162 97L164 98V101L162 100ZM224 97H226V94H225V96ZM240 97V96H239ZM245 97H246V95H245ZM250 97V99L248 100V98ZM3 98H4V96H3ZM6 98V97H5ZM9 98H10V96H9ZM18 98V97H17ZM19 98H20V96H19ZM26 98V97H25ZM29 98H30V96H29ZM39 98H41V97H39ZM48 98H47V100H44L45 102H47L48 101ZM64 98V97H63ZM70 98V97H69ZM69 98L67 99V97H66V101H68L69 100ZM87 98V97H86ZM85 98V99H86ZM133 98V97H132ZM141 98V97H140ZM139 98V99H140ZM161 98V99H160ZM232 98H234V97H232ZM20 99H22V98H20ZM27 99V98H26ZM31 99V98H30ZM33 99V98H32ZM55 99H58L57 97L55 98ZM71 99V98H70ZM80 98H78V100H77V98H76V101H78V103H80L79 101H81V100H79ZM95 99V98H94ZM105 100H108V99H106V97L104 98ZM115 99V98H114ZM129 99V98H128ZM131 99V98H130ZM143 98H141V100H142ZM160 99V100H159ZM239 100V98L238 97H236V100ZM244 99V98H243ZM4 100V99H3ZM2 100V101H3ZM7 100V99H6ZM12 100V99H11ZM60 100H63L62 98L60 99ZM59 100V101H60ZM96 100V99H95ZM99 100V99H98ZM98 100H96V101H98ZM103 100V99H102ZM232 100V99H231ZM1 101V100H0ZM13 101V100H12ZM19 101V100H18ZM24 101H26L25 99H24ZM32 101H34V100H32ZM31 101V102H32ZM41 101L42 100H40V103H41ZM44 101H42V103H44L45 104V102ZM56 101V100H55ZM58 101V102H59ZM83 101V100H82ZM109 101V100H108ZM108 101H106V102H108ZM128 101V100H127ZM6 102V101H5ZM8 102V101H7ZM27 102V101H26ZM28 102H30V100L28 99ZM27 102V103H28ZM36 102V101H35ZM63 102H64V100H63ZM62 102V103H63ZM69 103L71 102L70 100L68 101ZM123 102V103H122ZM165 102V103H166ZM207 102V103H206ZM235 102V100L233 101V103ZM238 102V101H237ZM240 102V101H239ZM244 102V101H243ZM246 102V101H245ZM244 102V103H245ZM21 101H20V103H18V106H15V107H17V108H15V109H18V107H19V104L21 105ZM33 103V102H32ZM48 103V102H47ZM53 103V102H52ZM55 103V102H54ZM57 103V102H56ZM67 103V102H66ZM78 103L76 104V106L78 105ZM83 103V102H82ZM98 103V102H97ZM100 103V102H99ZM98 103V104H99ZM147 103V104H148ZM156 103V104H157ZM223 103V104H222ZM3 103H1L0 102V120H1V117H2V113L3 112H5V110H6V115H7V117H6V115H5V117H3V118H5V121L7 120L6 118H8V114H9V111L7 112V109L6 108H11L12 109V107L14 108V102L12 103V102H10V103H8V104H3ZM17 104V103H16ZM24 104V103H23ZM35 104V103H34ZM33 104V105H34ZM39 104V103H38ZM117 104V103H116ZM132 104H134V102L132 103ZM155 104V105H156ZM188 104V105H189ZM222 104V105H221ZM238 104V106H239V103H237ZM26 105V104H25ZM36 105H37V103H36ZM36 105H34V106H36ZM47 105V104H46ZM57 105V104H56ZM66 105H68V104H66ZM152 104L150 103V105H148V106H151ZM181 105V104H180ZM217 105H219V106H217ZM235 105V104H234ZM24 106V105H23ZM31 106H32V104H30V107H28V108H30L31 109ZM34 106H32V107H34ZM45 106V105H44ZM147 106V105H146ZM147 106V107H148ZM153 106H154V103H153ZM157 106V105H156ZM155 106V107H156ZM166 106V105H165ZM164 106V107H165ZM224 106H223V108H224ZM227 106V107H228ZM238 106L236 107V105H235V108H238ZM243 106V105H242ZM20 107H22V106H20ZM38 107H39V105L37 106V108H36V111H35V108H33V110L35 111V112H37V109H38ZM41 107V106H40ZM40 107H39V110H40ZM43 107V106H42ZM50 107H53V106H50ZM56 106H55V104H54V108H55ZM60 107V106H59ZM136 107V106H135ZM158 106H157V108H159ZM186 108H187V104H186V106H185ZM227 107H226V109H227ZM25 108V107H24ZM44 108V107H43ZM42 108V109H43ZM47 108H48V106H47ZM72 108V107H71ZM70 108V109H71ZM154 108V107H153ZM191 108V109H190ZM222 108V107H221ZM23 109V108H22ZM26 109H27V107H26ZM25 109V110H26ZM49 109V108H48ZM67 109H69V108H67ZM73 109H74V107H73ZM147 109V108H146ZM148 109H149V107H148ZM152 109V107L150 108V110ZM177 109V108H176ZM190 109V110H189ZM225 109V108H224ZM224 109H223V111H224ZM225 109V110H226ZM229 109V108H228ZM228 109H227V111H225V112H227V114H228ZM21 110V109H20ZM47 110V109H46ZM72 110V109H71ZM77 110V109H76ZM135 110H137L136 108H135ZM135 110L133 111V112H135ZM243 110H244V108H243ZM250 110V111H249ZM11 111V110H10ZM14 111H17V110H14ZM19 111V110H18ZM29 111V110H28ZM27 111V112H28ZM40 111H42V110H40ZM67 112H68V110H66ZM70 111V110H69ZM74 111V110H73ZM78 111V110H77ZM147 112L148 110H145V108H144V112ZM219 111V110H218ZM221 111H222V109H221ZM253 111V110H252ZM29 112H31V111H29ZM50 112V111H49ZM67 112H65V113H67ZM75 112V111H74ZM138 112V111H137ZM143 112V113H144ZM8 113V114H7ZM14 114V113H16V112H10V115L11 114ZM42 113V112H41ZM51 113V112H50ZM55 113V112H54ZM149 113H151V112H149ZM221 113V112H220ZM229 113H232V112H229ZM249 113H246V115L243 113V115L244 116H248V115H250ZM17 114H19V113H17ZM17 114H14L15 116H17ZM27 114V113H26ZM37 114V113H36ZM36 114H34V115H36ZM56 114V113H55ZM59 114V113H58ZM74 114H76V113H74ZM73 114V115H74ZM134 114H137L136 112L134 113ZM146 114V113H145ZM161 114H165V115H161ZM172 114H173V116H172ZM176 114H177V112H176ZM224 114H226V113H224ZM234 114V113H233ZM10 115H9V118H10ZM13 115V116H14ZM28 115V114H27ZM41 115V114H40ZM49 115V114H48ZM52 115V114H51ZM50 115V116H51ZM54 115V114H53ZM52 115V116H53ZM60 116H61V113L59 114ZM144 115V114H143ZM156 115V114H155ZM161 115V116H160ZM229 115V114H228ZM12 116V117H13ZM21 116V115H20ZM29 116V115H28ZM55 116V115H54ZM147 116V115H146ZM222 116H224V115H222ZM231 115H229V117H230ZM235 116H236V114H235ZM19 117V116H18ZM38 117H39V115H38ZM56 117H58L57 115H56ZM142 117H144V116H142ZM160 117V118H159ZM174 117V118H175ZM226 117V116H225ZM224 117V118H225ZM233 117H234V115H233ZM232 117V118H233ZM239 117V121H240V116H238ZM15 118V117H14ZM30 118V117H29ZM46 118H47V116H46ZM50 118V117H49ZM55 118V117H54ZM62 118V117H61ZM156 118V119H155ZM222 118V117H221ZM231 118V117H230ZM244 118V117H243ZM33 119V118H32ZM37 119V118H36ZM35 118L32 120V121H34V120H36ZM56 119V118H55ZM54 119V121L56 122H54V125H51L52 123H53V121H51L50 122V120H53V119H50V120H46L45 122H47V124H50L51 125V127L48 125V128H49V131H51L52 129H54V128H52V127H54L55 126V124H58L57 123V121ZM60 119V118H59ZM143 119V118H142ZM141 119V120H142ZM216 119V120H215ZM238 119V118H237ZM245 119V118H244ZM263 119L264 118H262V121H260L261 123L263 122ZM29 120V119H28ZM31 120V119H30ZM175 120V121H174ZM38 122H40V123H42L43 124V126L44 125H46V127H47V124L45 123H43V120H42V117H41V120H37ZM36 121V122H37ZM48 121H49V123H48ZM136 123H135V122ZM218 121H220V120H218ZM229 121H230V119H229ZM237 121V120H236ZM238 121V122H239ZM1 122V121H0ZM7 122V121H6ZM6 122H4V119H3V122H1V123H5L6 124ZM38 122H37V124L35 123V121H34V125H38ZM0 123V127H2L1 125H4V124H1ZM16 123V122H15ZM225 123V122H224ZM260 123V124H261ZM29 124V123H28ZM33 124V123H32ZM135 124V125H134ZM40 125V127H41V129H44V127L43 126H41V124H39ZM38 125V126H39ZM218 125V126H217ZM234 125V122H233V124H232V126ZM246 125V124H245ZM259 125V124H258ZM16 126V125H15ZM38 126H37V128L36 129H39L38 128ZM144 126V127H143ZM227 126V125H226ZM231 126V127H232ZM260 126V129L261 130H258V129H255L254 130V128H253V130L254 131H252V133L250 134L249 133V137L245 140V145H244V148H246V152L249 150V151H251V150H253V148L255 149V147L256 146H254V144H256L257 145V141L256 140H259V138L258 137H260V136H258V135H260L259 133H261L260 131H262V129L264 130V123L262 124V126L261 125H259ZM33 127V126H32ZM36 127V126H35ZM43 127V128H42ZM45 127V129L43 130L44 132L46 131V130H48L47 128ZM137 127V126H136ZM262 127V128H261ZM12 128V127H11ZM51 128V129H50ZM138 128V127H137ZM140 128V127H139ZM146 128V127H145ZM144 128V129H145ZM234 127H232V129H233ZM259 128V127H258ZM33 130V132L34 131H37V133H35V136H36V139L35 138H33V140L34 141H36V144H34V146L35 147H32V148H34V150H33V152H32V149L30 150V152H31V156H32V158L30 159V160H28L29 162H27V161H25V160H27V159H29V157H31V156H24V159L25 160H22V161H24V163L25 162H27L28 164H29V166H27L28 167V170L27 169H25L26 167L24 166V171L22 170L23 169V165L21 166V171H23V175L22 176H27L26 177V181H28L27 180V178L29 177V178H31L32 177V179H30V180H32L31 182H30V184L28 183L26 186L24 185V184H22L23 182H24V180H22V179H24L25 178V176H24V178L21 176L20 178H21V181L19 182L18 180H17V177H16V179H13V177L15 176V174H14V176H10V175H8V176H10L9 177V179H11L10 181H9V179L7 178V179H5V180H7V181H9L10 183H11V181H12V183L15 181V180H17V184L15 183V185L17 186V185H20V186H15L17 189H19L20 191H18L17 190V193H19L18 195L19 196H17V194L15 195L14 194V196H15V198L14 199H16L17 200V198L19 199V204L17 203L18 202V200L16 201L15 200V202H16V204H17V206H15V207H17V210H19V214H17L18 213V211H15L14 209L15 208H13V211H15L16 212V214L17 215H19V217H21L20 218V220L18 219H16V218H18V216H16V218H14L13 217V215L12 216H10V214H9V218L8 219H6L8 222L11 220V219H13L15 222H17V221H19V224L20 225H17L18 224V222L17 223H15L14 224V226L15 227H13V222L12 221H10V222H12V223H7L9 226H7V228L8 227H10L11 226V224H12V226H11V228L13 229V228H15V230H16V232L18 233V230H19V228L21 227H23L22 228V230H19V233L21 232L22 234H24V236H25V238H27V239H25V240H27V242H28V240L30 241V243L31 244H33V245H31L30 243V246L32 247V251L30 250V246H29V244L28 243H23V242H25V240H24V238H23V240H22V238H18L17 239V237H19V233H18V236H17V233L15 232V230L13 231V230H11V231H9L11 228H9V229H7L6 228V220H4V219H2L3 220V222H2V224H1V226L3 225V228L1 227V229L3 230L4 229V233H3V231H2V233L3 234H1L2 236L1 237H3L4 236V238H0V240H3V243H2V245H4V249H6L5 251H7V254L6 253H4L5 251H3L2 253H3V255H5L6 257H4L5 259H4V261L7 259V261H5V262H7V263H11V264H15L16 263V260H19L18 262L19 263H23L22 261H24V257H22L23 256V254H24V252H21V251H24V248L28 245L30 248H29V250H30V252H33L32 254H33V260L34 261H31L32 260V257H30V256H28L27 257V259L25 258V260H27V261H25L26 263H28L29 261H31V262H29V263H33V262H35L36 263V261H35V259L37 260L39 257V259H40V261H42L41 259H43V256L45 257V255L47 254H49L50 253V249H51V247L53 246V244L54 245H56L55 247V249H56V251L60 254H63V255H65V252H66V250H67V248H68V245H70V244H72V241H74V230H78V227H79V225H80V228H79V230H78V232L80 231V247L81 248H83V246H84V244H85V242H86V239H84L85 238V235H86V233L87 232H91V233H94L93 231H95L96 229V227H92L94 224H93V222L91 223L90 221H91V217L94 215V214H96L95 213V209H96V207L97 206H99V204L101 205L102 203L101 202H98L99 200V191H100V182H102L103 183V181L101 180V181H99V178H100V175H101V170H99V172H97L98 170V168H97V166H99V165H97L96 167H95V169L97 170L96 172L94 171V169H93V167H94V161H95V159L94 160H92L91 162V164H87V163H89L90 161H88L86 164H83L82 162H80L79 164H80V167H79V165H78V162L76 161V164L78 165V167L76 166V164H74V159H73V161H72V157L74 156H72L71 157V150L70 149H67L66 148V150H65V148H63L64 146H62L63 144H65L64 142L61 144V142H58L57 141V139H56V141L53 139L55 136V134L54 135H52L53 133H56L57 134V131H54L51 135H49V136H47L48 134H50V133H48L47 134V131H46V134L45 133H42V131H40V133H39V131L38 130ZM55 129H57V128H55ZM135 129V128H134ZM133 129V130H134ZM242 129V128H241ZM136 130V129H135ZM134 130V131H135ZM234 130V129H233ZM71 131H73V130H71ZM140 131H142V130H140ZM20 132V131H19ZM22 132V131H21ZM29 132V131H28ZM133 132V131H132ZM132 132L130 133V134H132ZM150 132H147L146 134H144L143 136H145V135H147V134H149L150 135ZM242 132V131H241ZM240 132V133H241ZM145 133V132H144ZM22 134H24V133H22ZM27 134V133H26ZM30 134H31V132H30ZM83 134H84V132H83ZM222 134V135H221ZM246 133L244 132L243 133V137H242V140L244 141V135H245ZM116 135V134H115ZM114 135V136H115ZM123 135V134H122ZM122 135H121V137H122ZM148 135V136H149ZM261 135H262V133H261ZM31 136V135H30ZM34 136V133H33V135L31 136V138ZM52 138H51V137ZM62 136V135H61ZM113 136V135H112ZM25 137V136H24ZM85 137V136H84ZM84 137H82V138H84ZM87 137V136H86ZM125 137H123V138H125ZM130 137V136H129ZM262 137V136H261ZM56 138V137H55ZM76 138H78V137H76ZM112 138V137H111ZM145 138H147V137H145ZM145 138H143V139H139V140H136L137 142H139L140 141V143H141V140H143V141H145ZM149 138V137H148ZM148 138H147V140L145 141V143H146V145L147 146H149V143H150V140H148ZM219 138H221V139H219ZM258 138V139H257ZM30 139V138H29ZM52 139L54 140V143H53V141H52ZM75 139V138H74ZM150 139V138H149ZM264 139V138H263ZM28 140V139H27ZM63 140V139H62ZM219 140V141H218ZM241 140V141H242ZM64 141V140H63ZM77 141H80V140H77ZM115 141V140H114ZM148 141H149V143H148ZM261 141V140H260ZM57 142V143H56ZM115 142H117V138H116V141ZM136 142V143H137ZM69 143V142H68ZM73 143V142H72ZM75 143H76V141L74 142V145H75ZM135 143V142H134ZM139 143V144H140ZM220 143V144H221ZM8 144V143H7ZM27 144V143H26ZM25 144V145H26ZM114 144H117V143H114ZM259 144V143H258ZM57 145V146H56ZM67 145V144H66ZM65 145V146H66ZM73 145V144H72ZM78 146H79V144H77ZM142 145H140V147L142 146ZM260 145V147H258V153H259V157H255V159L254 160H258L259 158H260V155L262 154H264V142L261 144H259ZM58 146L60 147V149L58 148ZM71 146V145H70ZM246 146V147H245ZM0 147H2V148H0V151L1 150H3V154L6 156V154H5V151H6V153H7V151L8 150H5L4 151V149H3V145L1 146L0 145ZM8 147V146H7ZM15 147V146H14ZM23 147H25L24 145H23ZM29 147V146H28ZM64 149H62V148ZM77 147V146H76ZM81 147V146H80ZM253 147V148H252ZM9 148H10V146H9ZM9 148H6V149H9ZM74 148V147H73ZM132 148H135V145L134 146H132ZM252 148V149H251ZM141 149H143V148H141ZM141 149H139V148H136L135 150H131V156L133 157V156H135L134 158H141V157H143L145 154L142 152V150ZM218 149H219V147H218ZM26 150V149H25ZM62 150V151H61ZM69 150V151H68ZM81 150V149H80ZM222 150H223V148H222ZM241 149H239V151H240ZM244 150V149H243ZM65 151L66 152H68V153H70L69 155H68V153H65ZM73 151H75L74 149H73ZM78 151V150H77ZM224 151V150H223ZM245 151V150H244ZM27 152V151H26ZM29 152V153H30ZM143 154H142V153ZM246 152H242L243 154H245ZM28 153V154H29ZM77 153V152H76ZM140 153H141V155H140ZM151 153V154H150ZM215 153V152H214ZM213 153V154H214ZM233 153V152H232ZM250 153V152H249ZM0 154L2 155V153L0 152ZM8 154V153H7ZM21 154H22V152H21ZM65 154H66V156H69V157H65ZM80 154H81V151H80ZM239 154V153H238ZM243 154H241V156H243ZM20 155V154H19ZM25 155V154H24ZM27 155V154H26ZM143 155V156H142ZM240 156V155H239ZM245 156V158H246V155H244ZM243 156V157H244ZM247 156L249 157L250 155H248L247 154ZM26 157V158H25ZM71 157V158H70ZM79 157V156H78ZM80 157H82V158H84L83 156H81L80 155ZM148 157V156H147ZM247 157V158H248ZM251 157V156H250ZM4 159H5V157H3ZM21 158H22V156H21ZM67 158V159H66ZM70 158V159H69ZM74 158V157H73ZM77 158V157H76ZM246 158V159H247ZM258 158V159H257ZM3 159V160H4ZM65 159H66V162H65ZM71 160L72 162H73V164L72 163H68V161L67 160ZM81 159V158H80ZM142 159H144V157L143 158H141V160ZM149 158H146V159H144V160H148ZM9 161H11L10 159H8ZM77 160V159H76ZM84 160H87V159H84ZM143 160V161H144ZM253 160V161H254ZM260 160V159H259ZM258 160V161H259ZM1 161H2V159H1ZM5 162H9V161H7V159L6 160H4ZM79 161V160H78ZM258 161H256V163L258 162ZM4 162V163H5ZM21 162V161H20ZM238 162V161H237ZM242 162V161H241ZM246 162V161H245ZM26 163V164H27ZM152 163V164H151ZM255 163V161H254V164H253V166H255L254 167V171L251 173V171H249L251 174H249V176H250V179L249 180H246V177L247 176H242V179L244 178V183L241 185V186H244L245 185V182H246V185L244 186V188L241 190V191H243V198H245L246 199V201H245V204L247 205V210H246V212H245V214L242 212V217L244 218L245 216H247L246 217V219L248 218V225H247V227L245 226V221L244 220H239V221H241V225H239V226H241V230L243 231V234H244V238H243V236H242V238L241 237H239V238H237V235L236 234H234L233 232H232V236H233V242H234V244H235V246L238 248V249H240V250H242V246L245 244L244 242H249L250 241V239H251V241H252V238L254 239V238H257V235H259L260 236V241L261 242H264V155H263V157H262V159L256 164ZM21 164V163H20ZM25 164V165H26ZM71 164V165H70ZM222 164V163H221ZM238 164V163H237ZM251 164V163H250ZM93 165V166H92ZM241 165H242V163H241ZM257 165V166H256ZM92 166V167H91ZM137 166V165H136ZM221 166V167H220ZM250 166H252V165H250ZM253 166L250 168V169H252L253 168ZM152 167V168H151ZM246 167V166H245ZM80 168V169H79ZM19 169V168H18ZM26 170V171H25ZM17 171V170H16ZM19 171V170H18ZM21 171H20V173H21ZM20 173L18 174V175H20ZM237 173V172H236ZM254 173V174H253ZM12 174V173H11ZM98 174V175H97ZM100 174V175H99ZM105 174V173H104ZM242 174H244L243 173V171H242ZM248 174V173H247ZM252 174H253V176H252ZM246 175V174H245ZM19 177V176H18ZM105 177V176H104ZM15 178V177H14ZM19 179V178H18ZM105 179V178H104ZM20 180V179H19ZM29 180V181H30ZM136 180V181H135ZM7 181H5L6 183H7ZM28 181V182H29ZM105 181V180H104ZM19 182V183H18ZM22 182V183H21ZM9 183V184H10ZM12 183L10 184L11 186H12ZM13 183V184H14ZM21 183V184H20ZM240 183V182H239ZM105 184V183H104ZM236 184V183H235ZM7 185H8V183H7ZM104 186V185H103ZM102 186V187H103ZM101 187V188H102ZM229 188V189H228ZM102 189H104V187L102 188ZM222 191V190H221ZM220 191V192H221ZM161 192H163V194L161 193ZM223 192V191H222ZM231 192V191H230ZM102 194V193H101ZM221 194V193H220ZM229 194V193H228ZM240 194V193H239ZM222 195V194H221ZM17 196V197H16ZM223 196L225 197V196H228L227 194H226V192H224V194H223ZM98 197V199L97 200H95L96 198ZM121 197H123V196H121ZM125 197V198H126ZM125 198H123L124 200H125ZM239 198V197H238ZM237 198V199H238ZM11 201L12 202H14V200H13V198L11 197ZM78 199V200H77ZM79 199H80V202H79ZM228 199H230L229 197H228ZM228 199H226V200H228ZM75 200H77V201H75ZM122 200V199H121ZM217 200V199H216ZM222 200V203H220V206L222 205L223 207H224V211L225 212H223L222 211V213H224V215H225V219H224V221L226 220V222H228V225L231 223L230 222V220H229V215L230 214H232L233 212H234V210L235 209H233V203H225V200L224 199H221ZM218 201V200H217ZM15 202L12 204V205H16L15 204ZM77 202H79L80 203V220H78V213L76 212L77 210H76V204L75 203H77ZM139 202H140V204H139ZM216 202V201H215ZM244 202V201H243ZM99 203V204H98ZM213 203V202H212ZM242 203V202H241ZM10 204V203H9ZM78 204V203H77ZM82 204H88L87 206H88V208L89 209H81V207H82ZM139 206H138V205ZM165 204V205H164ZM168 204V205H167ZM245 204H243V205H245ZM8 205V204H7ZM169 206L170 208L167 210V206ZM10 206V205H9ZM9 206H8V211H9ZM78 206V205H77ZM166 206V207H165ZM213 206H215V205H213ZM212 206V207H213ZM139 209H138V208ZM6 208H7V206H6ZM99 208H101L100 206L98 207V209ZM164 208H166V210H164ZM215 208V207H214ZM3 209H5V208H3ZM98 209H97V211H98ZM223 209V208H222ZM212 210H213V208H212ZM7 211V210H6ZM6 211L5 212H3L2 211V213L4 214V213H6ZM13 211H11L13 214L15 213V212H13ZM138 211V212H139ZM145 211V212H144ZM11 213V214H12ZM143 213H145V214H143ZM6 214H8V213H6ZM16 214H14V215H16ZM96 216V215H95ZM138 216V215H137ZM231 216V215H230ZM12 217V218H11ZM134 217V216H133ZM147 217H150L149 219H151V220H149V219H147ZM5 218H7V217H5ZM11 218V219H10ZM10 219V220H9ZM16 219V220H15ZM22 219V220H21ZM146 219V220H145ZM5 221V222H4ZM80 221V222H79ZM140 221H141V219H140ZM150 221H152L151 223H148V222ZM135 222V221H134ZM232 222H235V221H232ZM247 222V221H246ZM79 224V225H78ZM149 224H150V226H149ZM221 224V225H220ZM233 224V223H232ZM236 224V223H235ZM91 225V226H90ZM130 225V224H129ZM136 225H138V226H136ZM141 225V226H140ZM16 226H20L19 228H18V230L16 229ZM229 227H232L231 226V224H230V226ZM235 227H236V225H235ZM139 228H140V230H139ZM246 228L248 229L247 231H246ZM219 229V230H218ZM218 230V231H217ZM13 231V232H12ZM225 231H227V230H225ZM233 231V230H232ZM240 232V231H239ZM13 233H15V235H13ZM216 233V234H215ZM229 233V232H228ZM21 234V235H22ZM223 234H224V232H222V235H220V237H219V240H218V244H224L225 245V239H224V237H223ZM20 235V236H21ZM138 235V236H137ZM226 235V234H225ZM228 235V234H227ZM255 235V237H253ZM16 236V237H15ZM23 236V235H22ZM229 236V235H228ZM231 236V235H230ZM217 237V236H216ZM226 237V236H225ZM16 238V239H15ZM218 238V237H217ZM230 238V237H229ZM229 238H228V240H229ZM250 238V239H249ZM32 239V240H31ZM227 239V238H226ZM232 239V238H231ZM230 239V240H231ZM16 240H17V242H18V244H16L17 242H16ZM23 241L22 242V244H21V241ZM227 240V241H228ZM229 240V241H230ZM19 241H20V244L24 247L23 249L22 248H20L21 247V245L19 246V249L17 248V246L19 245ZM83 241V242H82ZM226 241V245H227V242ZM232 241V240H231ZM250 241V242H251ZM233 242H229V245H231L230 243H233ZM250 242H249V244H250ZM87 243V242H86ZM25 244V245H24ZM37 245V246H39V248H34L33 249V247L35 246V245ZM217 244V245H218ZM263 244V243H262ZM115 245V244H114ZM221 245V246H222ZM223 245V246H224ZM248 245V244H247ZM254 245H257V244H254ZM27 246V247H28ZM118 246V245H117ZM2 247L3 246H1V251L3 250L2 249ZM27 247H26V251H25V257L27 256V255H29V254H27V253H30L29 251H28V249H27ZM103 247V246H102ZM226 247V246H225ZM224 247V248H225ZM232 247H234V246H232ZM232 247H230L229 249H231ZM53 248V247H52ZM80 248V249H81ZM105 248V247H104ZM128 248V247H127ZM126 248V249H127ZM213 248V250H214V252H216V253H213L212 251V253L211 252H209L211 249ZM223 248V247H222ZM263 248V247H262ZM21 249V251H18V253H16L17 252V250H20ZM45 250V251H47V252H49V253H45V255H42L41 253H39V256H37V257H34V252L36 251V250ZM47 249V250H46ZM54 248H53V250H55ZM100 249L101 248H99L98 249V251H100ZM106 249V248H105ZM114 249H115V247H114ZM34 250V251H33ZM38 250H37V252H38ZM52 250V251H53ZM224 250V249H223ZM260 250V249H259ZM28 251V252H27ZM40 251V252H41ZM55 251V252H56ZM106 251V250H105ZM127 251V250H126ZM226 251H228L227 250V247H226ZM231 251V250H230ZM233 252L235 251V250H232ZM23 253V254H20V255H22V256H20V258H19V253ZM44 252V251H43ZM42 252V253H43ZM54 252V253H55ZM101 252V251H100ZM103 252V251H102ZM1 253V254H2ZM36 253V252H35ZM58 253H56V256L55 257H57L59 254ZM105 253H108L109 254V251L108 252H105ZM17 254V255H16ZM31 254V253H30ZM32 254H31V256H32ZM40 254H41V256H40ZM51 254V253H50ZM95 254H97V253H95ZM103 254V253H102ZM111 254H112V252H111ZM198 254V255H197ZM223 254V253H222ZM37 255V254H36ZM35 255V256H36ZM55 255V254H54ZM63 255H61L59 258H61ZM67 255V254H66ZM98 256H99V253L97 254ZM101 255V254H100ZM104 255H106V254H104ZM196 255V256H195ZM224 255V254H223ZM237 255V254H236ZM49 256V255H48ZM51 256V255H50ZM49 256V258L47 259V260H45V258L43 259V263L41 262V264H44V263H46L47 262V264H49V263H51L50 261H48V260H50V258H52V257H50ZM108 256V255H107ZM110 256V255H109ZM215 256V257H214ZM95 257H96V255H95ZM233 257V256H232ZM231 257V258H232ZM2 258V257H1ZM16 258V259H15ZM17 258H19V259H17ZM23 258V260H21ZM28 258H30V260H28ZM59 258L57 257V261L56 260H54L55 262H54V264L57 262V263H59V261L61 260H59ZM99 258H100V256H99ZM214 258V259H213ZM221 258H222V256H221ZM221 258H219V260H221ZM38 259V260H39ZM55 259V258H54ZM93 259V258H92ZM101 259H105V257L104 258H101ZM107 259V258H106ZM229 259V258H228ZM236 259H238V258H236ZM38 260H37V262H38ZM44 260H45V262H44ZM52 260H53V258H52ZM51 260V261H52ZM59 260V261H58ZM129 260V261H130ZM240 260H241V262L240 263H246V261L248 262V260H246L245 261V259H244V257H240ZM216 261V262H215ZM233 261L234 260H232V262L231 263H233ZM237 261V260H236ZM236 261H234V262H236ZM18 262H17V264H18ZM24 262V263H25ZM101 262V261H100ZM104 262V261H103ZM166 263V264H169V263ZM227 262V261H226ZM230 261L228 260V263H229ZM239 262V261H238ZM238 262H236V263H238ZM128 262H126V264H127ZM223 263H225V262H223ZM39 264V263H38ZM170 264H172V263H170Z\"/></svg>","mask_w":264,"mask_h":264},{"label":"rangeland","instance_id":"374dc122","mask_svg":"<svg viewBox=\"0 0 264 264\" xmlns=\"http://www.w3.org/2000/svg\"><path fill=\"white\" fill-rule=\"evenodd\" d=\"M44 1V2H43ZM116 1V2H115ZM135 1V0H134ZM137 1V0H136ZM133 2V0H0V11L1 10H3L4 9V7H5V9H6V11H5V9L3 10V11H1V13H0V15L2 14V12H3V14H6L7 15V13H11L10 15H13V17L12 16H9V18H7L8 20L7 21H9L8 23H7V21H6V15H1L0 16V39L2 40V38H3V40L1 41L0 40V49H1V51H0V60H2L3 61V64L1 65V67H2V71H1V74H0V77L2 76V78L1 79H4V80H2V85L4 86L3 87V89H2V92H1V96H0V102L1 103H5V104H8V103H10V102H14V108L12 107V109L11 108H6L7 109V112L9 111V114H8V118H6L7 120V122L5 121V118H3V117H5V115H6V110H5V112H3L2 113V117H1V122H3V119H4V122H6V124L5 123H1V124H4V125H1L2 127H0V145L2 146L3 145V149H4V151L5 150H8L7 151V153H6V151H5V154H6V156L3 154L4 152H3V150H1L0 152L2 153V155L0 154V238H4V236L3 237H1L2 235L1 234H3L4 233V229L2 230L1 229V227L3 228V225L1 226V224H2V222H3V220L2 219H4V220H6V219H8L9 217V214H10V216H12L13 215V217L14 218H16V216H18V218H16L17 220L19 219L20 220V218L21 217H19V215H17V214H19V210H17V204H16V202H15V200L16 199H14L15 198V196H14V194L16 195L17 194V196H19L18 194L19 193H17V190L18 191H20L19 189H17L16 187L17 186H20V185H15V183L17 182V180L20 182L21 181V176L23 175L22 173H23V171H24V166L26 167L25 169H27L28 170V167L27 166H29V164L27 163V162H29L28 160H30L31 158H32V156H31V152H30V150L32 149V152H33V150H34V148H32V147H35L34 146V144H36V141H34L33 140V138H35L36 139V136H35V133H37V131H34L33 132V130H35L36 128H37V126L39 125V124H41V126H43V124L42 123H40V122H38L37 120H41V117H42V120H43V123L45 124H47V122H45L46 120H50V119H53V120H50V122L51 121H53V123L51 124V125H54V119L57 121V123L58 124H55V126L54 127H52V128H54V129H52L51 131H49V128H48V125L51 127V125L50 124H47V127H46V125H44L48 130H46L47 131V134L48 133H50V134H48L47 136H49V135H51L54 131H57V134L56 133H53L52 135H54L55 137L53 138L55 141H56V139H57V141L58 142H61V144L64 142L65 144H63L62 146H64L63 148H65V150H66V148L67 149H70L71 150V154L70 153H68V152H66L65 151V153H68V155L70 154L71 155V157H72V161H73V159H74V164H76V161L78 162V165H79V167H80V162H82L83 164H86L88 161H90L89 163H87V164H91L92 162V160H94L95 159V161L93 162L94 164V167H93V169H94V171L96 172L97 170V172H99V170H101L100 172H101V175H100V178H99V181H103V183L102 182H100L101 184V186H100V191H99V199H98V197L95 199V200H99L98 202H101L102 204L100 205L99 203V206L101 207V208H99L98 209V207L99 206H97L96 207V209H95V213L96 214H94L92 217H91V223L93 222V228L94 227H96L95 229V231H93L94 233H91V232H87L86 233V235H85V238L84 239H86V242H85V244H84V246H83V248H81L80 247V231L78 232V230H79V228H80V225H79V227H78V230L76 229V230H74L75 232H74V241H72V244H70V245H68V248H67V250H66V252H65V255H63V254H59L57 251H56V245H54L53 244V248L55 249V250H53V248L51 247V249L49 250L50 251V253L49 252H47V251H45V250H38V252H37V250L34 252V254L36 255H34V257H37V256H39V253H41L42 255H45V253L47 252V253H49L48 255L50 256V257H52L53 258V260H52V258H50V260H48V261H50L51 263H49V264H54V260H56L57 259V257L59 258L61 255H63L61 258H59V263H55V264H126V262H128L127 264H134V263H130L131 262V260H130V252H129V248H130V246H129V244H127V242L129 243V239H130V235H129V230H130V227H131V225H135L134 223H136V224H141L142 223V220H144V218H145V216L144 217H142L143 215H141V210L138 212L137 211V213L136 212H134V213H132L131 211H130V206L128 205L129 204V202H128V200H127V197H126V195H128V191L130 190L129 189V187H130V185H132V183L131 184H129V182L130 181H132L133 182V180L132 179H134L135 177L134 176H132V175H134L137 171H139V165H141V166H145L148 170H150V171H152V173H153V176H154V174H155V171H153V169H150V162L148 163V165H147V162L150 160V159H152L153 160V158L151 157L150 158V155H149V153H147L148 155V157L146 156V154H145V151H146V149L144 148V145L146 146V148H147V151L146 152H149V151H151V153L153 152L152 151V148H153V146H152V144H153V142L154 141H152V140H154L153 138H152V136L153 135H151L153 132H150L152 129H150V131H149V124L147 125L149 128H147V126H143L144 128H142V125L140 124V125H137L140 121L143 123V124H145L147 121V117H148V115H149V117H151V115L155 112V111H153V109L155 110L156 109V111L157 110H160L161 108L159 107V106H162L163 105V108L164 109H167V110H165V114H166V112H168V110H169V108L171 109V107L172 106H175L176 108H175V110H177V111H174V115H178L179 114V112L181 113H183L184 111L185 112H188L187 111V109H188V106H190L191 107V105L189 104V103H191V101H192V99H193V101L195 100L196 101V99H194L195 98V96L193 95V93H194V91L196 90V89H199V87L198 86H196V87H198V88H196L194 91L192 90L193 88V85L195 84H197V83H195V81H197V80H190L189 78L187 79V81H183V80H181V78H180V76H179V73H180V75H181V73L183 74V72H182V70L183 71H185V70H187V71H185L184 73H186L187 74V72H188V70L189 69H186V65L187 64H185V62L187 63L188 61H186V59L187 58H190L189 56V54H187L188 52V49L191 51V46H190V48H188L189 46H186V45H184V44H186V41L188 42L189 40H185V37H186V29L184 30L183 28H181V29H183L184 30V35H185V37H183L182 39L183 40H185V42L182 40V41H179V38H181V36L178 38L177 36L178 35H180L179 33H178V31H180V30H178L177 31V29L174 27V25L176 24L177 25V23H175V22H172L171 20H170V18L171 17H169L168 18V16H163V12L161 11V9H160V5L158 4V3H161L162 2V0H153V1H151V0H140V2H139V0H138V2ZM144 1V2H143ZM150 1L153 3V5H151L152 3H150ZM200 1V3H198ZM202 1H205V2H202ZM212 1V2H211ZM215 1H218L219 2V0H191V2L193 3V5H195L196 3L195 2H197V9H201L200 11H201V14H200V16H204L203 18H207L208 16H209V14H210V16H211V14L212 15H214L215 16V14L214 13H216L217 14V12L219 11V14L217 15L218 16V19L220 20V18H219V15H221V17L223 18L224 17V19L226 20L225 22H227V23H225L224 22V19L222 20L221 19V22L219 21V23H217V20L215 19V17H217V16H215L214 17V19H215V21L216 22H214V19L212 18V17H210L209 16V19L211 20L210 21V23L211 22H214L213 23V25H215V27L216 26H220V25H222V27L224 26V30H223V32H224V34H226V35H224V37L227 39V41L229 42V44H228V42L226 41V39L224 40L223 38V34H220L218 31H220V30H216V32L214 31L215 30V28H210L211 30H213L215 33H216V35L218 34V35H221V36H218L217 35V37H218V39H219V37H220V39H221V41L222 42H227L226 44H224L223 43V45H224V47H225V45H227L228 44V50H229V48H230V50H232L233 48L232 47H234V46H232L231 47V44L233 45V42H234V45L236 44V46L234 47V51H236V50H238L237 52H238V54H235V53H237V52H234V54L233 53H231L230 52V50H229V52H227L229 55H231V57H232V54H233V56H234V59H235V56L236 55H238V57H237V60H234L235 61V65H233L234 64V61H233V66L231 67L232 69L233 68H235V70L233 69L232 70V72H233V74L234 75H232V72H230L231 73V75H230V78L229 79H227L228 81H230V79H231V77H232V80L230 81L231 83H229V84H231L229 87H231V88H229V87H227L228 89H230V90H228V92H226L225 93V90H224V96H225V94H226V97H224L223 95H222V97H223V100H225L226 98H227V95H229V91H230V95H229V97H230V100H229V102L227 101L228 99H229V97H228V99L227 100H225V102L226 103H230V101H231V104H230V106H228V105H223L224 106V108L226 109V107H227V109H228V114L229 115H231L230 117H229V115L227 114V112H225V111H227V109L225 110L224 108H223V106H219V105H217V106H219V107H217V109L219 110H217L216 112L217 113H214L215 114V116H216V114H218L219 113V115L217 116V117H214V118H219V119H215L216 120V122H217V124L219 125H217L218 126V130L221 132V130H222V132L224 131V128L226 129L227 127H228V125H229V127L227 128V129H229L231 132L233 131V135H234V137H232V140H231V142H230V144H231V148L228 150V151H225V149H224V147H223V143H221V141H219L218 142V146H215V150H214V148H212L213 150H212V154L211 155H215V156H217V154H218V156L217 157H219V158H221L220 160H221V162H220V165H222L223 167L221 168L222 170H221V173H223L224 174V176L226 175V171L224 170V169H227V167H226V165L228 164V162L231 160V163H232V167H233V170H232V181L229 183L230 185H229V187H230V191L229 190H224V184H222V183H224V182H221L222 181V178H221V181H220V187L219 188H221V189H219V192H218V195H217V197H215V198H213V200H211L210 199V201H209V204H211L210 206H211V210H209L210 212H214L215 210H216V208H217V205L219 206V208H220V213L222 214V222H221V224L222 223H224V226H225V230H227V231H225V230H223V228H221V227H223V225L222 226H220L219 227V231L217 232V234H216V236L218 237H216V236H214V242L212 243V246H214V248H215V246H216V248H217V250L220 252V254H218V252H217V255H219V256H217V258H213L214 260H216L217 259V261H219V264H264V242H261L260 241V236L259 235H257V238H252V241H251V239H250V244H249V242H244L245 244L242 246V250H240V249H238L236 246H235V244H234V242H233V236H232V232L234 233V234H236L237 235V238H239V237H241L242 238V236H243V238H244V234H243V231L241 230L242 228H241V226H239V225H241V221H239V220H244L245 221V226L247 227V225H248V218L246 219V217L247 216H245L244 218L242 217V212L245 214V212H246V210H247V205L245 204V201H246V199L245 198H243V191H241L243 188H244V186L246 185V182H245V185L244 186H241L243 183H244V178L242 179V176H247L246 177V180H249L250 179V176H249V174H251L253 171H254V167L255 166H253V164H254V161H255V163H256V161H258L259 159L261 160L262 159V157H263V155L261 154L260 155V158L258 159V160H254L255 159V157H259V153L257 152L258 151V147H260V143L262 144L263 142H264V130L262 129V131H260L261 133H262V135H261V133H259L260 135H258V136H260V137H258L259 138V140H256L257 142V145L256 144H254V146H256L255 147V149L253 148V150H251V151H247L246 152V148H244V145H245V140L249 137V133L251 132L252 133V131H254L255 129H258V130H261L260 129V126L259 125H261L262 126V124L264 123V119H263V122L261 123L260 121H262V118H264V86H263V90H262V88L261 87H259L258 89H260V90H262V91H260V92H258V94H257V91L255 90V92H256V94L258 95H256L257 96V99L255 100V103H254V106H253V109H252V106L251 107H249V109H251V114L247 111V108H245L246 106H247V100H245V99H247V97L250 95H252V93H250L251 92V89H249L251 86H252V84H250L252 81H251V74H253V70H254V65H252L251 66V64H255V67H256V65L258 64V63H260V64H262V62L264 63V60L262 59V57L264 58V26H263V23H262V25L260 24L261 23V14L263 15L264 13V10H261V7H258V6H262L263 4H264V0H262V2H261V0H258V1H260V2H258L259 4L260 3H262L261 5H258V4H256V5H258L257 7L258 8H260V12L261 11H263V12H261V13H259L260 15L258 16V12H257V16L256 15H254L253 16V14H252V16H251V18L250 19H253L254 17L255 18H257V19H254V23H251L252 22V20H250L249 19V22L248 21H246V20H248V17L251 15V13H254L253 11L252 12H249L250 10H248V12L246 11V13H244L243 12V14H242V12L241 11H243V9H247V7H249L250 5H248V4H252L249 0V2H248V4H246L247 3V0H245V2L242 4V0H224V3H223V1L221 0L219 3L217 2V4L216 3H213V2H215ZM235 1H236V3H235ZM240 1V2H239ZM253 1V0H252ZM255 1V0H254ZM257 1V0H256ZM255 1V2H256ZM17 4H16V3ZM19 2V3H18ZM25 2H27L26 4H25ZM29 2L31 3V6H33V3H36L35 4V6H39L38 4L40 3H44L43 4V8L41 7V6H39V7H41V8H39V9H41L40 11H39V9H37L36 11L34 10V8L32 7V9L34 10H31L29 7H31L30 5H29ZM46 2V3H45ZM49 2V3H48ZM52 2V3H51ZM155 2L158 4H155ZM211 2V3H210ZM222 2V3H221ZM238 2V3H237ZM255 2L253 3V5L255 6ZM90 3H92V4H90ZM132 3H134V4H132ZM138 3V4H137ZM143 3V4H142ZM195 3V4H194ZM202 3H203V7H202ZM208 3H210L209 4V6L210 7H213V4H214V6H215V4H216V6L215 7H217V8H215V7H213L212 9H210V7L209 6H206V4ZM11 4V5H10ZM12 4H14L13 6H12ZM15 4H16V6H15ZM50 4H51V7H49L50 6ZM63 4H64V7H63ZM90 4V5H89ZM96 5V8L94 9L93 7H95V5ZM135 4H136V6L137 7H135ZM139 4H140V7L141 8H139ZM141 4H142V6H141ZM145 4V5H144ZM148 4V5H147ZM199 4V5H198ZM207 4V5H208ZM211 4H212V6H211ZM237 4H239L240 5V7L239 6H236ZM244 4L247 6H245V8H243V6H244ZM28 5V6H27ZM42 5V4H41ZM94 5V6H93ZM134 5V6H133ZM149 5H151V6H149ZM205 5V6H204ZM223 7H222V6ZM253 5H252V7H253ZM19 6V7H18ZM23 7V6H25V8L27 7V8H29L31 11H33L32 13H28V14H30V15H28V14H24V12L27 10H29V9H25V8H23V10H22V8H20V7ZM66 6V7H65ZM68 6V7H67ZM91 6V7H90ZM144 6V7H143ZM157 6V7H156ZM159 6V7H158ZM200 6V7H199ZM220 6V10L218 9V7ZM236 6V7H235ZM242 6V7H241ZM14 7V8H13ZM16 7H18V8H16ZM44 7L45 8H49L48 9V11L50 12V14H52L51 16L52 17H54V15H55V13H57V16L60 18L59 20H61V22L60 21H58V18L57 17H55V18H57V19H51L49 16H50V14H49V12L48 11H46L44 14H43V9H44ZM76 7V8H75ZM100 7V8H99ZM150 7V8H149ZM205 7H206V11H205ZM207 7H209L208 9H207ZM251 7V6H250ZM250 7H249V9H250ZM251 7V8H252ZM263 7V6H262ZM11 8V9H10ZM16 8V9H15ZM21 9V10H18V9ZM37 8V7H36ZM35 8V9H36ZM51 8V9H50ZM60 8H62V10H63V12H64V10H66L67 8V11H70L71 9V12L72 11H76L77 10V13H75V11H74V13L73 14H71V12H65V13H67V15L66 14H64L63 12H62V10L60 9ZM64 8V9H63ZM66 8V9H65ZM75 8V9H74ZM91 8V13H89L88 14V16H92L93 14H97L96 16L98 17H100V19L98 20V18L95 16V15H93L90 19L92 20H97V21H87V18H89L87 15H84V13H85V11L87 12H89L90 9ZM92 8L94 9V10H96L97 9V11L98 12H96V11H94V10H92ZM124 8V9H123ZM143 8V9H142ZM145 8H147V10H148V8H149V11H148V13L144 10ZM155 8V9H154ZM237 8H238V10H237ZM254 8V7H253ZM253 8H252V10H253ZM258 8H257V10H258ZM8 9H10V10H8ZM24 9H25V11H24ZM53 9V10H52ZM88 9V10H87ZM102 9V10H101ZM132 11H131V10ZM141 9V10H140ZM197 9H196V12H199L200 13V11H197ZM202 9H204V10H202ZM216 9H218V10H216ZM224 9V10H223ZM227 9V10H226ZM240 9V10H239ZM242 9V10H241ZM256 9V8H255ZM254 9V10H255ZM263 9H264V7H263ZM12 10V11H11ZM14 10H16L17 12L18 11H20L21 13H19L18 12V16L16 17V16H14L15 14H14ZM51 10L53 11L52 13H51ZM57 10V11H56ZM103 12V13H101V11ZM118 10V11H117ZM124 12H123V11ZM211 10V11H210ZM215 10H216V12H215ZM227 11V12H229V15H227L228 13L227 12H223V11ZM10 11V12H9ZM54 11H55V13H54ZM93 11H94V13H93ZM108 11H110V12H108ZM113 11V12H112ZM119 11H121V12H119ZM134 11V12H133ZM157 11V12H156ZM161 13H160V12ZM237 11H240V13L238 12L237 13ZM256 11V10H255ZM259 11V10H258ZM5 12V13H4ZM17 12H15V13H17ZM29 12V11H28ZM40 12H41V15H40V18H39V14H40ZM81 12V13H80ZM87 12V13H88ZM96 12V13H95ZM108 12V14H106ZM112 12V14H109V13H111ZM132 12V13H131ZM155 14H154V13ZM214 12V13H213ZM221 12H222V14H221ZM54 13V14H53ZM69 13V14H68ZM115 13V14H114ZM121 13V14H120ZM123 13V14H122ZM140 13V14H139ZM149 13H152V14H154L155 16H156V18H158L160 21H161V23H162V25L164 26V27H166V29H167V25L166 24H168V25H170L171 26V24H172V26H173V31L175 30L178 34H177V36H175L176 38H178V39H173V38H171V37H173L174 36V34L176 33L175 31V33L174 34H170L171 32L170 31H172V30H170L169 31V29H167L168 31V33L166 32V33H163L164 35H168L169 36V34L170 35H172V36H169L170 38H171V42H172V39L174 40V42L175 43H172L171 44V42H170V44H169V42L167 41L168 39H166L165 41H167V43H168V45L165 43V42H163V45H162V43H161V45H159L158 47H160L159 49H156L157 47H154V44H153V46H152V48L150 49V48H148V46H147V48L148 49H146V46L144 45L140 50H138V51H136L135 52V50H134V52H133V48L135 49V46H133V42L131 43V46L132 47H130V45H127V46H129V47H127V46H125V45H123V43L124 44H126L128 41V39L129 38H131V39H133L134 41H135V39L134 38H136V40H137V34L135 35V37L133 38V36L131 37V36H129V35H132V34H134L135 32H137V30H136V24H138V30H139V26L141 25V22H142V24H143V22H146L145 24H147L148 22L150 23V21L152 20L150 17H149ZM160 15H159V14ZM199 13H197V14H199ZM250 14V15H248V14ZM45 14H46V16H45ZM63 14H64V16L66 17V20H67V22H69L68 24L66 23L65 24V18H63ZM71 14V15H70ZM91 14V15H90ZM103 16H102V15ZM108 15V16H106V15ZM126 14V15H125ZM130 14V15H129ZM237 14H240V15H237ZM248 15V17H246V19H244L243 17H242V15ZM17 15V14H16ZM21 15V16H20ZM26 15H28L29 17H27ZM44 17H43V16ZM49 15V16H48ZM71 17V16H73V17H71L72 19H73V21H72V19L69 17V16ZM83 15H84V17H83ZM105 15V16H104ZM120 15V16H119ZM128 15V16H127ZM151 15V14H150ZM223 15V16H222ZM235 15V16H234ZM245 15V16H246ZM56 16V15H55ZM95 16V17H94ZM101 16H102V18H101ZM110 16V18H108ZM116 16H117V18H116ZM123 16V18H121ZM161 16V17H160ZM228 16V17H227ZM229 16H230V18H229ZM244 16V17H245ZM3 17H5V18H3ZM16 17V18H15ZM19 17V19H17ZM21 17V18H20ZM24 17V18H23ZM45 17H47L48 19H46V21L47 22H49V24L51 23V20L53 21H55V20H57V21H55L56 22V24H57V22H58V24L60 23V25H62V24H64L63 26H61V27H59L58 26V24L57 25H55L54 23V21L52 22L53 23V27L54 26H56L55 27V30L52 28L51 30H54V31H57L58 29H62V28H64V29H62V31H61V33L59 34V32L60 31H58V32H54L55 34V36L52 34L53 33V31H51V30H48V31H50V32H52V33H50V34H48L49 32L48 31H46L47 29H49V27L48 26H51V25H46V21H44L43 23H41V24H39V23H37L39 26H35V24L34 23H36V21H40L41 19L43 20ZM69 17V18H68ZM105 17V18H104ZM127 17V19L129 18V17H131L130 19H128V23H132V24H135L134 26H135V29L133 28V30H135L134 32H130L131 30H126V29H130L129 28V26H130V24H128L126 21L127 20H125V18ZM141 17V18H140ZM232 17H233V19H232ZM236 17V18H235ZM239 17H241V18H239ZM258 17L260 18L259 19V21L260 22H258L257 20H258ZM5 19V20H3V19ZM13 18V19H12ZM25 18H28V21H27V19L25 20ZM39 18V20H37ZM68 18V19H67ZM87 21V22H89L88 24H86L87 22H84V24H85V26L83 27V29H82V25L83 24H81L82 23V20L83 21H85L84 19ZM108 18V19H107ZM134 18V19H133ZM143 18V19H142ZM239 18V19H238ZM15 19V20H14ZM32 19H33V23L32 24H30V25H28V23L30 22V21H32ZM49 19H50V21H49ZM63 19V20H62ZM69 19H71V20H69ZM80 19H81V21H80ZM103 19H105V20H103ZM114 19V20H113ZM141 19V21H139ZM144 19H147V20H144ZM230 19V20H229ZM240 19H241V21H240ZM12 20V21H11ZM69 20V21H68ZM102 20H103V24H102ZM107 20V21H106ZM109 20V21H108ZM116 20V21H115ZM132 20V21H131ZM133 20H135V23H133ZM136 20H137V22H136ZM149 20V21H148ZM228 20V21H227ZM233 20V21H232ZM256 20V21H255ZM264 20V18L262 19V21ZM16 22L15 24H14V22ZM23 21V22H22ZM64 23H63V22ZM72 21V22H71ZM111 21H113V23H110ZM115 21V22H114ZM131 21V22H130ZM140 22V24H139V22ZM222 21L224 22V25H223V23H222ZM21 22V23H20ZM46 22V23H45ZM74 22V24H72ZM95 22V23H94ZM97 22V23H96ZM100 22V23H99ZM107 22V23H106ZM125 22L128 24V27H127V24H126V26H125ZM229 22H232V24H229ZM234 22V23H233ZM236 22V23H235ZM241 22V23H240ZM256 22V23H255ZM258 22V23H257ZM264 22V21H263ZM1 23H3L2 25H1ZM6 23H7V25H6ZM11 23V24H10ZM45 23V24H44ZM62 23V24H61ZM91 23V24H90ZM92 23H94L95 24V27H94V25L92 24ZM148 23V24H149ZM173 23H174V25H173ZM210 23L205 27V28H207L208 29V31H209V27L211 26L210 25ZM216 23V24H215ZM221 23V24H220ZM240 23V24H239ZM249 23H251V24H256V25H254V26H259V24L261 25V26H259V30H260V27H262L263 29H261V31H258V32H260L259 33V35H255L254 37H256V38H254L255 39V41H253V42H251V40H254V39H252L251 38V35H253V34H255L256 33V29H258V28H256V27H254L253 29L255 30H251V32H252V34H251V32H248L247 33V29L249 28L250 29V27H251V24L249 25ZM15 26H13V25ZM18 24V25H17ZM20 24H21V26H20ZM23 24V25H22ZM27 26H26V25ZM34 24V26L36 27L35 29H37V32H35L36 34H37V36H38V34L40 33V36H38V37H40L41 38V36H42V33H43V37L40 39V41L38 40L39 38H37V36L35 37V38H37V40H35L34 42L36 43V44H34L33 45V42H32V44L30 45V47L32 48L31 50H29L28 51V49H29V46H27V44L26 43H28V42H26L27 41V36L25 37V36H23L22 34H20V32L21 33H23L24 32V30L26 31V29H28L29 31H35V29H33L32 30V28L34 27H32V25ZM43 24L44 25H46V27L44 28V26H43ZM76 24V25H75ZM78 24V25H77ZM80 24H81V26H80ZM99 24V25H98ZM105 24H106V27H105ZM112 26H111V25ZM145 24H143L144 26H146ZM200 24H201V22H200ZM218 24V25H217ZM227 24V25H226ZM6 27H5V26ZM9 25V26H8ZM42 26V29H43V31H41L40 32V29H41V26ZM73 25V27L74 28H76V26H77V28L75 29V31H72V29H71V27L70 26H72ZM89 25V26H88ZM107 25L109 26L108 28H107ZM175 25V26H176ZM201 25H203V24H201ZM229 25H232L233 26V29H232V26H231V28L230 27H228ZM12 26V27H11ZM18 28H17V27ZM28 26H30L29 28H28ZM51 26V27H52ZM65 26H66V28H65ZM69 26V27H68ZM81 27V29L82 30H80L82 33H83V35H84V38H85V40H86V43H88V46L90 45V47H93V45L92 44H90V37L91 36H94L95 37V39L94 40H92V42L91 43H93V41H95L96 40V38L98 39V37H99V35L101 34L103 37V39L100 37L99 39H102V40H99L98 41V44L97 45H99V43L102 41H104L103 42V46H105L106 45V47L104 48L102 45L100 46V48H102V49H100L99 51L100 52H96L94 49V51H95V53H97V54H99L100 55V53L102 52L101 50H105L104 52H105V54H103V55H97V57H96V55H95V53L93 52V50H92V52H90V51H88L87 53H84L85 51H87V49L89 48V47H87V45L85 46L86 47V49H84V47H83V49L82 48H80V50H82V51H80L79 50V47H80V40L78 41L79 42V44L76 42H74V40L75 39H77L76 38V36L78 35V37L80 36V34H78V32H80L79 31V27ZM99 26H100V28H99ZM103 26V27H102ZM122 26V27H121ZM133 26V25H132ZM131 26V27H132ZM225 26H227V27H225ZM250 26V27H249ZM4 27V28H3ZM11 27V28H10ZM32 27V28H31ZM48 27V28H47ZM50 27V28H51ZM58 27V29H56ZM68 27V28H67ZM86 27V28H85ZM87 27H89V28H94L93 30L92 29H87ZM98 27V28H97ZM126 28V29H124V28ZM214 27V26H213ZM221 27V26H220ZM221 27V28H222ZM13 28V29H12ZM15 28H16V30H15ZM22 29L23 28V30H21L20 31V29ZM102 28H104L102 31H100L99 33V35H97L98 34V29H102ZM110 28V29H109ZM146 28V27H145ZM145 28H142V30H146ZM168 28H170L169 26H168ZM172 28V27H171ZM178 28V27H177ZM203 28H204V26H203ZM204 28V29H205ZM241 28H243V29H241ZM256 28V29H255ZM9 29V30H8ZM12 29V30H11ZM18 29V30H17ZM44 29H45V31H44ZM60 29V30H61ZM66 29V30H65ZM68 29L70 30V31H68ZM88 30V31H93V32H90V34H89V32H88V37H87V32L85 33V31L86 30ZM123 30V32H124V35L126 36L127 34H128V38H126L125 37V41L123 40V38H122V41L121 42H119L120 43V45L122 44V47L123 46H125L124 48H122L120 51L119 50H116L117 49V47L119 46L120 48H121V46L118 44L117 45V43L118 42H116V40H118V38H120V37H124V35H123V32H120V30ZM149 29V26H148V28H147V30ZM179 29V28H178ZM202 28L200 27V31H202L201 30ZM223 29V28H222ZM226 29H228L227 30V33L229 34V33H232L233 31H234V29H235V31L233 32L234 34H227L226 33ZM237 29H241V31H242V34H241V31H239V30H237ZM15 30V31H14ZM65 30V31H64ZM74 30V29H73ZM77 30H78V32H77ZM121 30V31H122ZM141 30V31H142ZM150 30V29H149ZM197 30L198 29H196L195 31L197 32ZM206 30V29H205ZM232 32H231V31ZM263 30V31H262ZM7 31V32H6ZM29 31H26L27 32V34H28V32ZM64 31V32H63ZM72 31V32H71ZM97 31V32H96ZM116 31H118V32H116ZM127 31V32H126ZM140 31V30H139ZM165 31V30H164ZM173 31H172V33H173ZM182 31V30H181ZM180 31V33H182ZM191 31H193V30H191ZM195 31H194V33H195ZM200 31H198V32H200ZM213 31H211V32H213ZM238 31V32H237ZM19 32V33H18ZM32 32V33H33ZM45 32H48L47 34L45 33ZM63 32V33H62ZM70 32V33H69ZM73 32L75 33V32H77V35H76V33L74 34V36H73ZM80 32V33H81ZM129 32L130 33H132V34H129ZM210 32V31H209ZM253 32H255V33H253ZM15 34V36L14 37H12L14 34ZM44 33L46 34V37H44ZM69 33V34H68ZM96 33V34H95ZM115 33H117L116 35H115ZM121 33V34H120ZM183 33H182V35H183ZM186 33V34H185ZM190 33V32H189ZM189 33H188V35H189ZM192 33V34H191ZM190 34L194 37V35H196V34H194L193 32H191ZM3 35V37H2V35ZM5 34H7L6 36H5ZM12 35V36H10V35ZM23 34H25V35H27L25 32L23 33ZM58 34H59V36H60V39H61V41H59L60 39H59V36H58ZM66 34H68V35H66ZM91 34H93V35H91ZM119 34L121 35V36H119ZM155 34V33H154ZM158 34V33H157ZM194 34V35H193ZM238 34V35H237ZM251 34V35H250ZM30 35V34H29ZM32 35V34H31ZM33 35H35V34H33ZM49 35H50V38H49V40L48 39H45V38H47V37H49ZM65 35V36H64ZM70 35V36H69ZM90 35V36H89ZM115 35V36H114ZM234 35H235V37H234ZM239 36L238 38H237V36ZM5 36V37H4ZM7 36H8V38H7ZM10 36V37H9ZM17 36V37H16ZM19 36V37H18ZM23 36V37H22ZM52 36V37H51ZM53 36H54V38H56V40H57V42L55 41V39L53 38ZM97 36V37H96ZM113 36V37H112ZM119 36V37H118ZM137 36V37H136ZM155 36V35H154ZM197 36V35H196ZM242 36V37H241ZM16 37V38H15ZM27 38L26 40L24 39H22V38ZM30 37V36H29ZM64 37V39H62ZM73 37H75L74 38V40H72V38ZM80 37H82V36H80ZM114 37H115V39H114ZM118 37V38H117ZM174 37V38H175ZM192 37V38H193ZM232 37V38H231ZM13 38V39H12ZM18 38V39H17ZM21 38V39H20ZM34 39V37H32L31 36V39ZM52 38H53V40L55 41H52ZM87 38H88V40H89V42H88V40H87ZM107 38H108V40H107ZM109 38L110 39H112L111 40V42L109 41ZM186 38H189L188 36L186 37ZM190 38H191V36H190ZM236 40H235V39ZM6 39V40H5ZM12 40V42H11V40ZM15 39H16V41H15ZM30 39V38H29ZM28 39V40H29ZM29 40V42L30 41H32V40ZM44 39V40H43ZM65 39H66V41H65ZM79 39H81V38H79ZM121 39V38H120ZM119 39V40H120ZM127 39V40H126ZM131 39H129V42H131V41H133V40H131ZM230 39V40H229ZM239 39V40H238ZM21 40V41H20ZM22 40H23V43L24 44H26V45H23V43H19V42H22ZM42 40V41H41ZM48 40V42L50 43V41H52V46H54V47H52L50 44H47L48 42H46ZM69 40V41H68ZM118 40V41H119ZM131 40V41H130ZM176 40H178L179 42H176ZM192 40V39H191ZM238 40V41H237ZM5 41H6V43H5ZM43 41L44 42H46V47H45V43H43ZM66 42V44H64V46H62V44H63V42ZM83 41H84V39H83ZM105 41H107V42H105ZM124 41V42H123ZM231 41H232V43H231ZM16 42V43H15ZM20 44V45H18V43ZM95 42H97V41H95ZM111 43V45H113V47H111V45H110V48L108 49L109 51H107V47L109 46L108 44H110ZM115 42V44H113ZM137 41H135L134 42V45H135V43H136ZM181 42H183L182 43V45H184L182 48H181V51H182V49L184 48L185 49V47L186 48H188L187 50L185 49V51L187 52V53H185L184 52V50L181 52L179 49H178V47H181L182 45H180L181 44ZM10 43H11V45H10ZM31 43V42H30ZM41 43V44H40ZM43 43V44H42ZM55 43H57V44H59L60 43V45H59V47H58V45H55ZM62 43V44H61ZM72 43V44H71ZM75 43V44H74ZM85 43V44H86ZM104 43H106L105 45H104ZM152 43V42H151ZM156 43V45H157V42H155ZM164 43L166 44V46L164 45ZM190 43V41L187 43V44H189ZM231 43V44H230ZM252 43V44H251ZM9 44V45H8ZM21 44H22V47H21ZM37 44H39V46L37 45ZM77 44H78V46H77ZM100 44H102V43H100ZM128 44V43H127ZM138 44H140V43H138ZM138 44H136V46H139ZM158 44H159V42H158ZM250 44L251 45H253V52H252V48H250L251 50H249V47H251L250 46ZM17 45V46H16ZM35 46V45H37L36 47H33V46ZM41 45H42V47H43V50H42V47H41ZM48 45H49V48H53V50H49L47 47H48ZM72 45V46H71ZM77 47H76V46ZM108 45V46H107ZM114 45H117V46H114ZM141 45V44H140ZM149 45V44H148ZM152 45V44H151ZM150 45V46H151ZM155 45V46H156ZM170 45H171V47H170ZM191 45V44H190ZM256 45V46H255ZM9 46H10V49H12V50H17L18 48H19V50H21L20 48H22V50L21 51H19V50H17V51H19V53L21 54L20 56V58H21V70L23 69V68H26L27 66L30 68V70L28 69V67L26 68V69H28L29 70V72H27L26 71V69H24L25 71H21L22 72V83H23V86L21 87V93L20 92H16L15 93V89H11V86H10V88H9V85L10 84H8L9 82L8 81H10L9 79H10V77L8 76V74H7V69H5L6 68V66L4 65L5 64V57H4V53H2L5 49H7V48H9ZM15 46V47H14ZM28 48H27V47ZM142 46V45H141ZM141 46H139V47H141ZM163 46H165L164 48H163ZM174 46V48H172ZM240 46L241 47H243V48H240ZM27 48V51L24 49V48ZM38 47V48H37ZM55 47H58V49H56ZM75 47H76V50H75ZM153 47H154V49H153ZM255 47V48H254ZM4 50H3V49ZM48 50H47V49ZM55 48V49H54ZM59 48H61V49H59ZM65 48V49H64ZM114 48V49H113ZM128 48H132L131 50H132V52L133 53H139L140 52V54H137L136 56H135V54H132L133 56H134V59L131 57L132 55L130 54V57H129V55L127 56V59H129L130 58V60L128 61L127 59V62H126V64L127 65H125V66H122V67H120V65H119V67L121 68L120 70L118 69V71L119 72H117L116 70H114L115 68H116V66H117V64H118V57H121L122 56V54L124 55L125 54V51H127V52H129V53H131L130 51H129V49ZM146 49V50H143V49ZM177 48V49H176ZM236 48V49H235ZM237 48H239V49H237ZM9 49V50H10ZM36 49V50H35ZM40 49V50H39ZM126 49V50H125ZM136 49H138L137 47H136ZM160 49H164L163 51L161 50V51H159V53L157 52L158 50H160ZM176 49V50H175ZM3 50V51H2ZM25 50V53L23 52ZM47 50V51H46ZM56 50V51H55ZM114 50H116L115 52H116V54H115V52H114ZM152 50V51H151ZM154 50H155V52L156 53H154ZM227 50V49H226ZM233 50H232V52H233ZM241 50L242 51H245V52H243V54H242V52H241ZM38 51V54H36V52ZM41 51H44V52H41ZM48 51H50V53L48 52ZM55 51V52H54ZM65 51V52H64ZM112 52V53H107V52ZM117 51H118V53H117ZM144 51H145V53H144ZM179 51V52H178ZM4 52H6V51H4ZM41 52V54L43 53L44 55H45V57H42V56H44L43 54L41 55H39V53ZM54 52V53H53ZM81 52V53H80ZM104 52H102V53H104ZM126 52V53H127ZM181 52V53H180ZM239 52H240V54H239ZM29 53V55H28V58H27V54ZM31 53V54H30ZM53 53V54H52ZM90 53H92V54H94V55H92V56H94V57H96L95 59H94V57H91V55H90ZM101 53V54H102ZM119 53L121 54L120 56H118L119 55ZM142 53V54H141ZM148 53V54H147ZM183 53H185L184 55H183ZM191 53V52H190ZM252 53H254V54H252ZM2 54H3V56H2ZM23 54H25V56L23 55ZM47 54V55H46ZM49 54V55H48ZM63 56H62V55ZM86 54V55H85ZM108 54V55H107ZM128 54V53H127ZM127 54H125V55H127ZM31 55V57H29ZM54 55H56V56H54ZM59 57H58V56ZM85 55V56H84ZM90 55V56H89ZM110 55H113V56H111V59H110ZM125 55L123 56V58L121 57L120 59H123L124 60V57H125ZM182 55V56H181ZM189 55V56H188ZM240 55V56H239ZM252 55H254V57H251ZM35 56H37V60L39 59V60H42V61H44L47 57V59H49L50 57H51V60L50 61H52V60H56L57 58H59V59H57L58 61L60 60V62L58 63L59 64V67H60V65L62 64V65H64L65 66V68H64V66H63V68H64V70H66V68L68 69L69 68V66L67 65L68 63L70 64V66H72V64H73V67H70V69H72L73 68V72L75 71V73H77L78 72V78L76 77V81H77V85L75 84V82L76 81H74L73 83H74V85L76 86L75 87V90H74V87L72 88L73 90H71V88H69V86L71 85L72 86V81L73 80H75L74 78L72 79L71 78V82L70 83H72V84H70L69 83V80L68 79H70V77L68 78V76L71 74L70 72V74H68L67 75V77L66 78H68L67 80H66V78H65V81H68V82H66V84H65V86L63 87L65 90V92L63 91L62 92V88L61 89H57V91L58 90H61V92L63 93H60V92H58V94H61V95H54V94H56V92H53L52 93V95H51V91H54V90H56L55 88H53L52 89V87H50L51 85L52 86H54L53 85V83L51 82V79H50V81L49 82H51V83H49V86L48 87H50L52 90L51 91H49V88H45L44 90H43V88L45 87H41V84H38L40 87H38L37 86V88H38V90L40 89V91L42 90V92H41V94L43 93L44 95H46L47 94V92L46 91H49V93H48V95L47 96H42L41 94H38L39 92L36 90V88H35V85H36V83L38 82V80H39V76L38 75H42V76H45V77H43L44 79L47 77V79H49V74H47V72L49 73V70H50V62L48 63V61H47V59H46V63L44 64L43 62H42V66H40L41 64V61H37V60H34L35 59ZM50 56V57H49ZM84 56V57H83ZM99 56V57H98ZM108 58L109 57V59H105L106 57ZM118 56V57H117ZM139 56H140V58H139ZM181 56V57H180ZM186 56H187V58H186ZM25 57V58H27L26 60H29V61H31L32 59L31 58H33V62L35 61H37L38 62V64H36V67H37V65L40 67V69L38 68V69H36L35 70V63L34 64H32V66L33 67H30V63L29 64H27L29 61H26V60H23V58ZM38 57H40V58H38ZM57 57V58H56ZM87 57V58H86ZM105 57V58H104ZM117 57V58H116ZM136 57V58H135ZM137 57H138V59H137ZM240 57V58H239ZM5 58V59H4ZM62 58V59H61ZM100 58V59H99ZM102 58H104L105 59V61H107V62H102L100 65H99V63H98V61L97 60H101L102 61ZM126 58V57H125ZM183 58V59H182ZM186 58V59H185ZM233 58V57H232ZM242 58V59H241ZM244 58V59H243ZM83 59H84V62H83ZM91 60V62H90V60ZM97 59V60H96ZM131 59H133L134 60V62H132L133 60H131ZM135 59H136V61H135ZM185 59V60H184ZM22 60L23 61H26V62H23L22 63ZM61 60H63L62 62H61ZM87 60H89V61H87ZM94 60H95V62H94ZM190 60V59H189ZM263 60V61H262ZM69 61V62H68ZM97 61V62H96ZM100 61V62H101ZM104 61V60H103ZM117 61V62H116ZM119 61H121V60H119ZM185 61V62H184ZM239 61V62H238ZM253 61H255V63L253 62ZM36 62V63H37ZM40 62V63H39ZM71 62V63H70ZM80 62H83L82 64L80 63ZM87 62V63H86ZM123 62V61H122ZM124 62V63H125ZM27 64V66H25L26 64ZM95 65H94V64ZM98 63V64H97ZM130 63V64H129ZM183 63L185 64L184 66H185V68H182V65H183ZM239 63V64H238ZM23 64H24V66H23ZM47 64H49L48 66H46V71H44V70H41L42 68H43V66L44 65H47ZM85 64H86V66H85ZM90 66H89V65ZM96 64H97V66H96ZM61 65V66H62ZM82 65H83V68H81L82 67ZM124 65V64H123ZM180 65H181V67H180ZM241 65V66H240ZM5 66V68L3 69V67ZM68 66V67H67ZM74 66L76 67V69L74 70ZM88 66V67H87ZM102 66V67H101ZM23 67V68H22ZM88 69H86V68ZM92 67H96V68H92ZM180 67V68H179ZM190 67V66H189ZM237 67V68H236ZM238 67L240 68L239 69V71H238ZM31 68H34V72H38V70H39V72L38 73H42V72H44V73H46V74H44L43 75V73L41 74H38L37 72L35 73V74H37V75H35V74H32V72H33V70L31 69ZM90 68H92V69H90ZM98 68H100V73L98 72V74H97V72H96V70H98ZM182 68V69H181ZM86 71H85V70ZM181 69V70H180ZM185 69V70H184ZM5 70V71H4ZM69 70V69H68ZM85 72H84V71ZM90 70V71H89ZM91 70L93 71L92 73H96L95 74V76H94V74H91ZM95 70V71H94ZM177 70H180L181 72H177ZM99 71V70H98ZM116 71V74H118L117 75V77H116V79L114 78V76H113V74H114V72ZM160 71V72H159ZM171 71V72H170ZM173 71V72H172ZM6 72V73H5ZM33 72V73H34ZM85 74H84V73ZM89 72V75L87 74ZM121 72H122V75H124V76H122L121 75ZM159 72V73H158ZM208 72V74L210 75L212 72L210 71V70H208L207 71ZM5 73V74H4ZM29 73V74H28ZM83 73V74H82ZM160 73H162L161 75H160ZM172 73V74H171ZM237 73H240V74H237ZM24 74H25V76H26V74L27 75H31V77H29V78H25V77H23L24 76ZM87 74V75H86ZM91 74V75H90ZM164 74H165V76H164ZM171 74V75H170ZM185 74V75H186ZM214 74V73H213ZM213 74H211V76H210V78H212V80L213 79H216V80H218V78H220V77H214L215 75H213ZM33 75H35V76H33ZM47 75V76H46ZM81 75V76H80ZM93 75V76H92ZM121 75V76H120ZM166 75H167V77H166ZM173 75V76H172ZM188 75V74H187ZM238 75H240V76H238ZM42 76L40 77V78H42ZM83 76V77H82ZM86 76L88 77V78H86ZM119 76V77H118ZM126 76V77H125ZM169 76H170V79H172L173 81H171V83L173 82L175 85H177V87L179 88V89H176L174 86V89L176 90V93H178V90H181V91H184L183 93L184 94H186V95H188V94H190V96H189V98H190V102H188V103H185V106H186V104H187V108L185 107V106H183L182 105V103H180V104H178V102H175V103H173V102H171V103H169V105L171 104V107H169V108H167L169 105L167 104V102L165 103V102H163V104H162V101H159L160 103H157V101H158V99L155 97V95H156V91H158L157 93V96L160 94L159 93V87H158V85L160 84V82H162V83H165V82H167L168 83V80H169V82H170V79H168L169 78ZM176 76H179V77H177V78H179L180 80H178L177 78H176ZM239 77V80H237L238 79V77ZM35 77H38V79H37V82L36 81H34L33 82V80L35 79ZM52 77H56V76H52ZM72 77V76H71ZM121 77H124V78H121ZM164 79H163V78ZM165 77H166V79H165ZM234 77V78H233ZM24 78H25V80L27 81H25L24 80ZM32 78H33V80H32ZM42 78V79H43ZM51 78V77H50ZM57 79H58V77H56ZM56 78L54 79V81H55V85L57 84V86H59L62 82H60V80H59V82H57V80H56ZM155 78H157L156 80H151V79H155ZM8 79V80H7ZM31 79V81L29 82V80ZM42 79H40V80H42ZM63 79V78H62ZM88 79V80H87ZM90 79V80H89ZM108 79H111L110 81L108 80ZM120 79V80H119ZM53 80V79H52ZM85 80V81H84ZM87 80V81H86ZM149 80H150V82H149ZM159 80V81H158ZM199 80H202V78H200ZM46 82L45 80H42V81H40L41 83L42 82ZM62 81V80H61ZM118 81V82H117ZM121 81H122V83H121ZM156 83H155V82ZM158 81V82H157ZM163 81H165V82H163ZM182 81V82H181ZM211 81V80H210ZM238 81H241L240 83H242L241 85L238 83ZM249 81V82H248ZM84 82H91L90 84H89V87H87L88 86V84H87V86H86V84H84ZM193 84H192V83ZM215 81H213V83H214ZM26 83V84H25ZM30 83H33L34 85V87L32 88V84H30ZM59 83V84H58ZM67 83H69V84H67ZM153 83H155L154 85H153ZM158 83V84H157ZM171 83H168V85H170ZM212 83V84H213ZM217 83V82H216ZM233 83H234V85H233ZM235 83H236V85H235ZM248 83H249V86L250 87H248ZM43 85H48V84H44V83H42ZM51 84V85H50ZM157 84V85H156ZM238 84V85H237ZM42 85V86H43ZM67 85H69L68 87H67ZM84 85V86H83ZM122 85V86H121ZM151 85V86H150ZM162 85V84H161ZM167 85V86H168ZM172 85V84H171ZM194 85V86H195ZM214 85H215V83H214ZM244 85V86H243ZM25 86V87H24ZM57 86H54V87H57ZM116 86V87H115ZM117 86H121L120 88V90H119V87L117 88ZM148 86H150V87H148ZM153 86V87H152ZM160 86V85H159ZM242 86H243V88H242ZM67 87V88H66ZM170 87H172V86H170ZM213 87V86H212ZM247 87H248V89L250 90L249 92L247 91L248 89H247ZM86 88V89H85ZM89 88H90V91H89ZM110 88H111V90H110ZM115 88H117V89H115ZM148 88L150 89V90H148ZM153 88V89H152ZM157 88V89H156ZM187 90H186V89ZM195 88V87H194ZM252 88V87H251ZM9 89H10V92L11 91H13V93L11 94L10 92H9ZM25 89V90H24ZM35 91H34V90ZM83 90L82 92H81V90ZM85 89V90H84ZM147 89V90H146ZM152 89V90H151ZM213 89H214V87H213ZM257 89V90H258ZM4 90V91H3ZM24 92H23V91ZM87 90V91H86ZM190 90H192V91H190ZM200 90V89H199ZM231 90L233 91V92H231ZM236 90H238V91H236ZM240 90V91H239ZM241 90H242V94H241ZM85 91H86V94H85ZM154 93H153V92ZM210 91H212L211 93H215L216 94V90H214V92H213V90H211V88H210V90L208 89V91H206L205 92V94H203L202 93V91H201V93H202V96L204 95H206V93L207 92H210ZM227 91V90H226ZM234 91H235V93H234ZM252 91H253V89H252ZM23 92V93H22ZM36 92H37V94H36ZM81 92V93H80ZM115 92H117V93H115ZM146 92H149L148 93V95H144ZM236 92H240V94L241 95H238V94H236ZM246 92V93H245ZM254 92V91H253ZM9 93V94H8ZM26 93V94H25ZM89 93V94H88ZM127 94V97L125 96V95H123V97L125 96L126 97V99L128 100H126V103L127 102H129V100L131 101V100H135V101H133L134 102V104H132V103H130L129 105H130V107L128 108V109H131L132 110V108H133V110H132V115L136 118V116L137 117H140L141 116V114H142V116H144V117H140V118H136V120H139V121H134L135 123H136V126L138 127H134L133 129L135 130H133V129H130V130H128V137H125L124 135H126V133H120V131H122L121 129L119 130V128H118V121H117V119H116V113H117V111H118V109H119V106H120V104L121 103H119L118 101H116V100H119V99H116V98H118V97H120L122 94ZM228 93V94H227ZM234 93V94H233ZM72 94V95H71ZM85 96H84V95ZM208 94H210V93H208ZM208 94L206 95V96H208ZM215 94H213L212 96H211V94L209 95L210 97H211V99L209 98H207L206 97V99H204V97H202V99H203V102L204 101H208V100H210V101H208V103L209 102H212L213 100L215 101ZM233 94V95H232ZM247 94H249V95H247ZM255 94V93H254ZM254 94L252 95V96H254ZM8 95V96H7ZM12 95V96H11ZM13 95L15 96H17V97H15V98H13ZM22 95V96H21ZM39 95V96H38ZM69 95V96H68ZM74 95V96H73ZM81 95H83V97L81 98L80 96ZM131 95V97H128V96H130ZM149 95H151V97H152V99L154 98V100L155 99H157L155 102H153V100H152V102H149L148 103V101L147 102H145V100H146V97L149 99ZM191 95L192 96H194V98L192 97V99H191ZM199 95V94H198ZM235 95V96H234ZM237 95V96H236ZM245 95H246V97H245ZM3 96H4V98H3ZM9 96H10V98H9ZM19 96H20V98H22V99H20L19 98ZM29 96H30V98H29ZM50 96V97H49ZM54 96H55V98L57 97L58 99H55L54 98ZM60 96V97H59ZM62 96V97H61ZM71 96H73V97H71ZM90 96V97H89ZM144 96V97H143ZM161 95H159V97H160ZM200 96V95H199ZM240 96V97H239ZM251 96V97H252ZM6 97V98H5ZM27 99H26V98ZM39 97H41V98H39ZM49 97V98H48ZM64 97V98H63ZM66 97H67V99L69 98V100L71 101L70 103L68 102V101H66L65 99H66ZM87 97V98H86ZM106 97V99H108V100H105L104 98ZM122 97V96H121ZM133 97V98H132ZM143 98L142 100H141V98ZM214 97V98H213ZM232 97H234V98H232ZM236 97H238L239 98V100L237 99L236 100ZM33 98V99H32ZM47 98H48V103L47 102H45L44 100H47ZM63 99L64 100V102H63V100H60V99ZM76 98H77V100H78V98H80L79 100H81V101H79L80 103H78V101H76ZM86 98V99H85ZM96 100H98V101H96ZM115 98V99H114ZM129 98V99H128ZM131 98V99H130ZM140 98V99H139ZM244 98V99H243ZM4 99V100H3ZM7 99V100H6ZM13 101H12V100ZM24 99L28 102V99L30 100V102H26V101H24ZM103 99V100H102ZM161 99V98H160ZM159 99V100H160ZM213 99V100H212ZM232 99V100H231ZM250 99V97L248 98V100ZM3 100V101H2ZM19 100V101H18ZM32 100H34V101H32ZM40 100H42V101H44L45 102V104L44 103H42V101H41V103H40ZM56 100V101H55ZM60 100V101H59ZM83 100V101H82ZM162 100L164 101V98L162 97ZM212 100V101H211ZM235 100V102L233 103V101ZM6 101V102H5ZM8 101V102H7ZM20 101L22 102L21 103V105L19 104V107H18V109H15V108H17V107H15V106H18V103H20ZM33 103H32V102ZM36 101V102H35ZM59 101V102H58ZM106 101H108V102H106ZM192 101V102H193ZM238 101V102H237ZM240 101V102H239ZM245 103H244V102ZM53 102V103H52ZM55 102V103H54ZM57 102V103H56ZM63 102V103H62ZM67 102V103H66ZM83 102V103H82ZM99 104H98V103ZM17 103V104H16ZM24 103V104H23ZM35 103V104H34ZM36 103H37V105H36ZM39 103V104H38ZM78 103V105L76 106V104ZM117 103V104H116ZM123 103V102H122ZM148 103V104H147ZM150 103L152 104L151 106H148V105H150ZM153 103H154V106H153ZM157 103V104H156ZM175 104V105H173V104ZM207 103V102H206ZM212 103H214V102H212ZM237 103H239V106H238V104ZM2 104V105H3ZM4 104V105H5ZM26 104V105H25ZM30 104H32V106H34V105H36V106H34V107H32L31 106V109L30 108H28V107H30ZM34 104V105H33ZM47 104V105H46ZM54 104H55V108H54ZM57 104V105H56ZM66 104H68V105H66ZM128 104V103H127ZM159 107V108H157V106ZM162 104V105H161ZM189 104V105H188ZM223 104V103H222ZM221 104V105H222ZM236 105V107L238 106V108H235V105ZM24 105V106H23ZM39 105V107H40V110H42V111H40L39 110V107H38V109H37V112H35L36 111V108H37V106ZM45 105V106H44ZM149 107V109H148V107ZM166 105V106H165ZM168 105V106H167ZM243 105V106H242ZM246 105V106H245ZM20 106H22V107H20ZM44 108H43V107ZM47 106H48V108H47ZM50 106H53V107H50ZM60 106V107H59ZM136 106V107H135ZM156 106V107H155ZM165 106V107H164ZM25 107V108H24ZM26 107H27V109H26ZM72 107V108H71ZM73 107H74V109H73ZM152 107V109L150 110V108ZM154 107V108H153ZM222 107V108H221ZM23 108V109H22ZM33 108H35V111L33 110ZM43 108V109H42ZM67 108H69V109H67ZM72 110H71V109ZM135 108L137 109V110H135ZM144 108H145V110H148L147 112L145 111L144 112ZM147 108V109H146ZM162 108V109H163ZM243 108H244V110H243ZM21 109V110H20ZM26 109V110H25ZM47 109V110H46ZM78 111H77V110ZM173 109H174V107L171 109V110H169V112L168 113H170V111H171V113H173L172 111H173ZM191 109V108H190ZM189 109V110H190ZM221 109H222V111H221ZM223 109H224V111H223ZM12 112H16V113H14V114H17V113H19V114H17V116H15L13 113L10 115V112L11 111ZM14 110H17V111H14ZM19 110V111H18ZM31 111V112H29V111ZM66 110H68V112L66 111ZM70 110V111H69ZM75 112H74V111ZM135 110V112L137 113V114H134L135 112H133ZM253 110V111H252ZM28 111V112H27ZM51 113H50V112ZM138 111V112H137ZM162 113H164V111H162V110H160ZM250 111V110H249ZM42 112V113H41ZM56 114H55V113ZM65 112H67V113H65ZM144 112V113H143ZM149 112H151V113H149ZM176 112H177V114H176ZM221 112V113H220ZM229 112H232V113H229ZM29 115H27V114ZM37 113V114H36ZM61 113V116L59 115V114ZM74 113H76V114H74ZM146 113V114H145ZM158 112H155L153 115H152V117L154 118V117H156V118H158V114H157ZM224 113H226V114H224ZM234 113V114H233ZM243 113L246 115V113H249L250 115H248L247 117L246 116H244L243 115ZM34 114H36V115H34ZM41 114V115H40ZM49 114V115H48ZM53 116H52V115ZM74 114V115H73ZM144 114V115H143ZM156 114V115H155ZM165 114H161V115H165ZM235 114H236V116H235ZM9 115H10V118H9ZM14 115V116H13ZM21 115V116H20ZM38 115H39V117H38ZM51 115V116H50ZM56 115L58 116V117H56ZM147 115V116H146ZM160 115V116H161ZM222 115H224V116H222ZM233 115H234V117H233ZM13 116V117H12ZM19 116V117H18ZM46 116H47V118H46ZM172 116H173V114H172ZM179 116V115H178ZM178 116L177 117H173V119H178ZM226 116V117H225ZM238 116H240V121H239V117ZM6 117H7V115H6ZM15 117V118H14ZM30 117V118H29ZM50 117V118H49ZM55 117V118H54ZM62 117V118H61ZM149 118V119H153V118ZM222 117V118H221ZM225 117V118H224ZM233 117V118H232ZM245 119H244V118ZM35 118H37L36 120H34L35 121V123L37 124V122H38V125H34L35 123H34V121H32L33 119ZM60 118V119H59ZM143 118V119H142ZM144 118L146 119V120H144ZM155 118V119H156ZM160 118V117H159ZM238 118V119H237ZM29 119V120H28ZM31 119V120H30ZM142 119V120H141ZM229 119H230V121H229ZM218 120H220V121H218ZM237 120V121H236ZM260 120V121H259ZM37 121V122H36ZM175 121V120H174ZM239 121V122H238ZM16 122V123H15ZM140 122V123H141ZM225 122V123H224ZM233 122H234V125L232 126V124H233ZM29 123V124H28ZM33 123V124H32ZM48 123H49V121H48ZM56 123V122H55ZM261 123V124H260ZM147 124V123H146ZM246 124V125H245ZM259 124V125H258ZM16 125V126H15ZM135 125V124H134ZM227 125V126H226ZM33 126V127H32ZM36 126V127H35ZM43 126V127H44ZM234 127L233 129H232V127ZM12 127V128H11ZM40 127V125L38 126V128ZM42 127V128H43ZM45 127H44V129H45ZM140 127V128H139ZM259 127V128H258ZM55 128H57V129H55ZM222 128V129H221ZM242 128V129H241ZM253 128H254V130H253ZM262 128V127H261ZM44 129H41V127L39 128V129H36V130H40V131H42V133H45L46 134V131L44 132L43 130ZM51 129V128H50ZM71 130H73V131H71ZM140 130H142V131H140ZM20 131V132H19ZM22 131V132H21ZM29 131V132H28ZM40 131H39V133H40ZM133 131V132H132ZM242 131V132H241ZM30 132H31V134H30ZM83 132H84V134H83ZM132 132V134H130ZM145 132V133H144ZM147 132H150V135L149 134H147V135H145V136H143L144 134H146ZM225 132V131H224ZM223 132V133H224ZM241 132V133H240ZM246 133L245 135H244V141L242 140V135H243V133ZM22 133H24V134H22ZM27 133V134H26ZM33 133H34V136L31 138V136L33 135ZM250 133V134H251ZM38 134V133H37ZM41 134V133H40ZM116 134V135H115ZM123 134V135H122ZM31 135V136H30ZM62 135V136H61ZM113 135V136H112ZM115 135V136H114ZM121 135H122V137H121ZM149 135V136H148ZM222 135V134H221ZM25 136V137H24ZM85 136V137H84ZM87 136V137H86ZM127 136V135H126ZM130 136V137H129ZM262 136V137H261ZM51 137V136H50ZM76 137H78V138H76ZM82 137H84V138H82ZM112 137V138H111ZM123 137H125V138H123ZM145 137H149L148 138V140H150V143H149V141H148V143H149V146H147L146 145V143H145V141L147 140V138H145ZM30 138V139H29ZM52 138V137H51ZM75 138V139H74ZM116 138H117V142H115L116 141ZM143 139V138H145V141H143V140H141V143H140V141L139 142H137L136 140H139V139ZM257 138V139H258ZM28 139V140H27ZM52 139V141H53V143H54V140ZM64 141H63V140ZM152 139V140H151ZM219 139H221V138H219ZM77 140H80V141H77ZM115 140V141H114ZM242 140V141H241ZM261 140V141H260ZM76 141V143H75V145H74V142ZM35 142V143H34ZM69 142V143H68ZM73 142V143H72ZM135 142V143H134ZM137 142V143H136ZM144 142V145H142V143ZM8 143V144H7ZM27 143V144H26ZM34 143V144H33ZM57 143V142H56ZM114 143H117V144H114ZM140 143V144H139ZM221 143V144H220ZM259 143V144H258ZM26 144V145H25ZM67 144V145H66ZM73 144V145H72ZM77 144H79V146L77 145ZM23 145L25 146V147H23ZM66 145V146H65ZM71 145V146H70ZM135 145V148H132V146H134ZM140 145H142L141 147H140ZM8 146V147H7ZM9 146H10V148H9ZM15 146V147H14ZM29 146V147H28ZM57 146V145H56ZM77 146V147H76ZM81 146V147H80ZM152 147V148H149V147ZM258 146V147H257ZM74 147V148H73ZM218 147H219V149H218ZM246 147V146H245ZM0 148H2V147H0ZM6 148H9V149H6ZM58 148L60 149V147L58 146ZM62 148V147H61ZM62 148V149H63ZM136 148H139V149H141V148H143V149H141L142 150V152L145 154L143 157H144V159H146V158H149L148 160H144V159H142L141 160V158H143V157H141V158H134L135 156H131V150H135ZM222 148H223V150H222ZM251 148V149H252ZM26 149V150H25ZM73 149L75 150V151H73ZM81 149V150H80ZM239 149H241L240 151H239ZM245 151H244V150ZM64 150V149H63ZM78 150V151H77ZM145 150V151H144ZM27 151V152H26ZM62 151V150H61ZM69 151V150H68ZM80 151H81V154H80ZM21 152H22V154H21ZM30 152V153H29ZM77 152V153H76ZM141 152V153H142ZM215 152V153H214ZM233 152V153H232ZM244 152H246L245 154H243ZM250 152V153H249ZM29 153V154H28ZM141 153H140V155H141ZM142 153V154H143ZM150 153V154H151ZM214 153V154H213ZM217 153V154H216ZM239 153V154H238ZM20 154V155H19ZM25 154V155H24ZM27 154V155H26ZM153 154V153H152ZM241 154H243V156L244 155H246V158L248 157L247 156V154L248 155H250L247 159L245 158V156L243 157V156H241ZM31 156V157H29V156ZM69 155V156H70ZM80 155L81 156H83L84 158H82V157H80ZM240 155V156H239ZM21 156H22V158H21ZM24 156H28L29 157V159H27V160H25L24 159ZM69 156H66V154H65V157H69ZM79 156V157H78ZM3 157H5V159L3 158ZM25 157V158H26ZM70 157V158H71ZM77 157V158H76ZM69 158V159H70ZM81 158V159H80ZM254 158V159H253ZM1 159H2V161H1ZM6 160L7 159V161H9L8 159H10L11 161H9V162H5L4 160ZM67 159V158H66ZM66 159H65V162H66ZM67 160L68 161V163L70 162V163H72L73 164V162L71 161V160ZM77 159V160H76ZM84 159H87V160H84ZM22 160H25V161H27V162H25L24 163V161H22ZM79 160V161H78ZM144 160V161H143ZM254 160V161H253ZM259 160V161H260ZM21 161V162H20ZM31 161V160H30ZM238 161V162H237ZM242 161V162H241ZM246 161V162H245ZM258 161V162H259ZM5 162V163H4ZM257 162V163H258ZM21 163V164H20ZM27 163V164H26ZM222 163V164H221ZM238 163V164H237ZM241 163H242V165H241ZM251 163V164H250ZM256 163V164H257ZM24 164V165H23ZM26 164V165H25ZM152 164V163H151ZM23 165V169L21 168V166ZM71 165V164H70ZM78 165L76 164V166L78 167ZM92 165V166H93ZM97 165H99V166H97ZM137 165V166H136ZM250 165H252L253 166V168L252 169H250L252 166H250ZM91 166V167H92ZM97 166V170L95 169V167ZM246 166V167H245ZM257 166V165H256ZM221 167V166H220ZM19 168V169H18ZM152 168V167H151ZM224 168V169H223ZM21 169L23 170V171H21ZM80 169V168H79ZM17 170V171H16ZM19 170V171H18ZM251 171V173L249 172V171ZM253 170V171H252ZM20 171H21V173H20ZM26 171V170H25ZM136 171V172H135ZM242 171H243V173L244 174H242ZM135 172V173H134ZM237 172V173H236ZM12 173V174H11ZM15 174V176H14V174ZM20 173V175H18ZM105 173V174H104ZM137 173H139V172H137ZM248 173V174H247ZM246 174V175H245ZM254 174V173H253ZM253 174H252V176H253ZM8 175H10L11 177L12 176H14L13 177V179H16V177H17V180H15L13 183H12V181H11V183H12V186L10 185L11 183L9 182L11 179H9V177L10 176H8ZM98 175V174H97ZM19 176V177H18ZM25 176V175H24ZM24 176H22L23 178H24ZM28 176V175H27ZM27 176H25V178L24 179H22V180H24V182L22 183V184H24L25 182V184L27 185L28 183L30 184V182L32 181V180H30V179H32V177L31 178H27V180L29 181H26L25 179H26V177ZM105 176V177H104ZM132 177H134V178H132ZM9 179V181H7V180H5V179ZM20 180H19V179ZM105 178V179H104ZM139 178V177H138ZM138 178L136 179V180H138ZM105 180V181H104ZM135 180V181H136ZM5 181H7V183H8V185H7V183L5 182ZM139 181V180H138ZM18 182V183H19ZM240 182V183H239ZM10 183V184H9ZM20 183V184H21ZM105 183V184H104ZM236 183V184H235ZM17 184V183H16ZM24 184V185H25ZM25 185V186H26ZM104 185V186H103ZM16 186V187H15ZM104 187V189H102L103 187ZM102 187V188H101ZM229 189V188H228ZM223 192H222V191ZM221 191V192H220ZM224 192H226V194L228 195V196H223V194H224ZM102 193V194H101ZM127 193V194H126ZM162 194H163V192H161ZM222 195H221V194ZM229 193V194H228ZM240 193V194H239ZM126 194V195H125ZM16 196V197H17ZM121 196H123V197H121ZM11 197L13 198V200H14V202H15V204L16 205H12L14 202H12L11 200ZM126 197V198H125ZM228 197L230 198V199H228ZM239 197V198H238ZM123 198H125V200L123 199ZM238 198V199H237ZM122 199V200H121ZM218 201H217V200ZM221 199H224L225 200V203H233V209H235L234 210V212L232 213V214H230L229 215V220H230V224H231V226L232 227H229L230 226V224L228 225V222H226V220L224 221V219H225V215H224V213H222V211L223 212H225L224 211V207L221 205L220 206V203H222V200ZM226 199H228V200H226ZM17 200H18V204H19V199L17 198ZM16 200V201H17ZM78 200V199H77ZM77 200H75V201H77ZM216 201V202H215ZM244 201V202H243ZM79 202H80V199H79ZM79 202H77V203H75L76 204V212L78 213V220H80L79 218H80V203ZM213 202V203H212ZM242 202V203H241ZM10 203V204H9ZM8 204V205H7ZM139 204H140V202H139ZM243 204H245V205H243ZM10 205V206H9ZM78 205V206H77ZM88 204H82V207H81V209H89L88 208V206H87ZM138 205V204H137ZM165 205V204H164ZM168 205V204H167ZM166 205V206H167ZM213 205H215V206H213ZM6 206H7V208H6ZM8 206H9V211H8ZM15 206H17V207H15ZM139 206V205H138ZM165 206V207H166ZM170 206V205H169ZM169 206H167L166 208H167V210L170 208ZM213 206V207H212ZM215 207V208H214ZM3 208H5V209H3ZM13 208H15L14 210L15 211H18V213L16 214V212L15 211H13ZM166 208H164V210H166ZM212 208H213V210H212ZM223 208V209H222ZM97 209H98V211H97ZM215 209V210H214ZM218 209V208H217ZM7 210V211H6ZM2 211L3 212H5L6 211V213H8V214H6V213H2ZM11 211H13V212H15L14 214H16V215H14ZM145 212V211H144ZM12 213V214H11ZM143 214H145V213H143ZM96 215V216H95ZM138 215V216H137ZM134 216V217H133ZM5 217H7V218H5ZM12 218V217H11ZM10 218V219H11ZM13 218V219H14ZM150 217H147V219H149ZM9 219V220H10ZM13 219H11L10 221H12L13 222V227H15L14 226V224L15 223H17L18 222V224L17 225H20L19 224V221H17V222H15ZM15 219V220H16ZM140 219H141V221H140ZM22 220V219H21ZM146 220V219H145ZM149 220H151V219H149ZM9 221V222H10ZM135 221V222H134ZM232 221H235V222H232ZM247 221V222H246ZM5 222V221H4ZM7 220H6V228H7V226H9L7 223H9ZM12 222H10V223H12ZM80 222V221H79ZM144 222L145 221H143V223L141 224L142 225V230H140V228H139V230H140V232L138 233V235H140V237H141V234L143 235V233H142V231H144L143 229H146V228H144V226H146L147 225V223H145L144 224ZM148 222V221H147ZM152 222V221H151ZM150 221L148 222V223H151ZM153 223V222H152ZM233 223V224H232ZM236 223V224H235ZM130 224V225H129ZM220 224V225H221ZM16 225V224H15ZM140 225V226H141ZM144 225V226H143ZM235 225H236V227H235ZM11 226H12V224H11ZM11 226L10 227H8L7 229H9V228H11ZM91 226V225H90ZM136 226H138V225H136ZM148 226V225H147ZM146 226V227H147ZM149 226H150V224H149ZM20 227V226H16V229L18 230V228ZM23 228V227H22ZM22 228L20 227L19 228V230H22ZM148 228V227H147ZM241 228V229H240ZM248 228V227H247ZM246 228V231L248 230ZM129 229V230H128ZM3 231V233H2V231ZM11 230H15V228H11L9 231H11ZM19 230H18V233H19ZM233 230V231H232ZM12 231V232H13ZM240 231V232H239ZM15 232H16V230H15ZM222 232H224V234H223V237H224V239H225V245L223 246L222 244V246L220 245V244H218V240H219V237H220V235H222ZM229 232V233H228ZM17 233V232H16ZM18 233H17V236H18ZM22 233L20 232L19 233V237H17V239L18 238H22V240H23V238H24V240L25 239H27V238H25V236H24V234H22ZM226 234V235H225ZM229 236H228V235ZM13 235H15V233H13ZM21 235V236H20ZM137 235V236H138ZM231 235V236H230ZM226 236V237H225ZM16 237V236H15ZM230 237V238H229ZM253 237H255V235L253 236ZM259 237V238H258ZM227 238V239H226ZM228 238H229V240H228ZM16 239V238H15ZM23 240V241H24ZM32 240V239H31ZM228 240V241H227ZM21 241V240H20ZM20 241H19V245L17 246V248L19 249V246L22 244V242L23 241H21V244H20ZM226 241L228 242L227 243V245H226ZM3 243V240H0V264H9V263H7V262H5V261H7V259L4 261V257H6L5 255L7 254V251H5L6 249H4V245H2V243ZM16 242H17V240H16ZM83 242V241H82ZM229 242H233V243H230L231 245H229ZM23 243H30V241L28 240V242H27V240H25V242H23ZM263 243V244H262ZM16 244H18V242L16 243ZM31 244V243H30ZM30 244H29V246H30ZM115 244V245H114ZM218 244V245H217ZM248 244V245H247ZM254 244H257V245H254ZM25 245V244H24ZM31 245H33V244H31ZM35 245V244H34ZM118 245V246H117ZM1 246H3L2 247V251H1ZM28 246V245H27ZM26 246V247H27ZM27 247V249H28V251L30 252V250L32 249V247L30 248V247ZM103 246V247H102ZM227 247V250L228 251H226V247ZM232 246H234V247H232ZM25 247V246H24ZM22 245H21V247L20 248H24ZM26 247L24 248V251H21V249L20 250H17V252L16 253H18V251H21V252H24V254L23 253H19V258H20V256H22V255H20V254H23V256L22 257H24V261H22L23 263H19L18 261L20 260L19 258H17V259H19V260H16V263L15 264H17V262H18V264H41V262L43 263V259L45 258V260H47L48 258H49V256L46 254L45 255V257L43 256V259H41L42 261H40V257L37 259L38 260V262H37V260L35 259V261H36V263L35 262H33V263H29V262H31V261H34L33 260V252H30L31 254H32V256H31V254L30 253H27V254H29V255H27L26 257H25V251H26ZM39 248V246H37V245H35L34 247H33V249L34 248ZM106 249H105V248ZM114 247H115V249H114ZM128 247V248H127ZM223 247V248H222ZM225 247V248H224ZM230 247H232L231 249H229ZM263 247V248H262ZM29 248H30V250H29ZM81 248V249H80ZM99 248H101L100 249V251H98V249ZM127 248V249H126ZM216 248H215V250H216ZM40 249V248H39ZM224 249V250H223ZM260 249V250H259ZM53 250V251H52ZM106 250V251H105ZM127 250V251H126ZM213 250V248L209 251V252H211ZM231 250V251H230ZM232 250H235L234 252L232 251ZM3 251H5L4 253H6L5 255H3ZM27 251V252H28ZM32 251V250H31ZM34 251V250H33ZM41 251V252H40ZM44 251V252H43ZM56 251V252H55ZM103 251V252H102ZM109 251V254L108 253H105V252H108ZM43 252V253H42ZM55 252V253H54ZM111 252H112V254H111ZM213 253H216V252H214V250L212 251ZM211 252V253H212ZM2 253V254H1ZM56 253H58L59 255L57 256V257H55L56 256ZM95 253H99V256H100V258H99V256L97 255V254H95ZM103 253V254H102ZM224 255H223V254ZM41 254H40V256H41ZM55 254V255H54ZM67 254V255H66ZM101 254V255H100ZM104 254H106V255H104ZM237 254V255H236ZM17 255V254H16ZM95 255H96V257H95ZM108 255V256H107ZM110 255V256H109ZM198 255V254H197ZM4 256V257H3ZM28 256H30V257H32V260L31 261H29L28 263H26L25 261H27V260H25V258L27 259V257ZM48 258H47V257ZM196 256V255H195ZM221 256H222V258H221ZM233 256V257H232ZM2 257V258H1ZM42 257V256H41ZM105 257V259L103 260V259H101V258H104ZM215 257V256H214ZM232 257V258H231ZM240 257H244V259H245V261L246 260H248V262L246 261V263H240L241 262V260H240ZM47 258V259H46ZM55 258V259H54ZM93 258V259H92ZM107 258V259H106ZM219 258H221V260H219ZM229 258V259H228ZM236 258H238V259H236ZM16 259V258H15ZM21 260H23V258L21 259ZM28 260H30V258H28ZM45 260H44V262H45ZM52 260V261H51ZM130 260V261H129ZM175 260V259H174ZM172 261L171 262V259L169 260L170 262H168V260H167V262L170 264V263H172L173 264V262L175 263L176 261ZM199 260H200V258H199ZM199 260H197V264H201V263H199ZM228 260L230 261L229 263H228ZM232 260H234V261H236V262H238V263H236V262H234L233 261V263H231L232 262ZM57 261V260H56ZM101 261V262H100ZM104 261V262H103ZM227 261V262H226ZM25 262V263H24ZM166 261H165V264L167 263ZM200 262H201V260H200ZM216 262V261H215ZM223 262H225V263H223ZM11 264V263H10ZM14 264V263H13ZM44 264H47V262L46 263H44ZM135 264H139V263H135ZM164 264V263H163ZM191 264V263H190ZM192 264H194V263H192ZM202 264H205V263H202ZM206 264H208V263H206ZM210 264H212V263H210ZM213 264H218L217 262L216 263H213Z\"/></svg>","mask_w":264,"mask_h":264}]
</instances>
